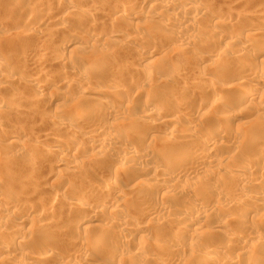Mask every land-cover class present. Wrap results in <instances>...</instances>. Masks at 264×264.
Masks as SVG:
<instances>
[{
  "label": "rangeland",
  "instance_id": "obj_1",
  "mask_svg": "<svg viewBox=\"0 0 264 264\" xmlns=\"http://www.w3.org/2000/svg\"><path fill=\"white\" fill-rule=\"evenodd\" d=\"M1 1V0H0ZM21 1V2H20ZM45 1V2H44ZM64 1V2H63ZM87 1V2H86ZM107 1V2H106ZM73 0L72 2H71V0H62V2L64 3H59L60 4V6H59V4L57 5V3H55V2H58V1H50V0H43V1H41L40 3H37V5L36 6H34V4H36V0H18V2L23 6V10H30L29 12H40L42 15L44 14V13H46V14H44V16L46 15V17H45V19L43 18V17H41V19H40V17H38V18H34V16L33 15H31V17H30V15H26L25 13H23V15H22V13H20V12H14V13H12V14H6L5 12H4V10L6 11V10H8L9 8L7 7V6H9L10 7V2H9V4H7V1L6 0H4V2L2 1V2H0V24H2V25H5V27L4 26H1L0 28V57H2L4 60H6V61H8L9 63H11V66L12 67H10V69H9V71H7L6 69H1L0 70V77H1V74H2V77H3V79L1 78L0 79V107H1V109H0V113H1V117L3 118L2 119V122L0 123V135L1 134H4L5 132L6 133H10V132H12V133H14V132H19V133H23V146L25 145V147H27V149L24 147V149L22 150L24 153H26L27 151H29V150H33V152H34V148H33V144H34V141L36 142V144H34L35 146L38 144V142L39 143H41V142H43V141H45L44 139L46 138L47 139V136L48 135H52V134H54V133H56V134H58V136H60L61 138L62 137H64V138H66V140L65 141H67V144H71V145H73V146H75V147H77L78 145H79V147L80 148H82L80 145H82L83 146V152H85V151H87V153H85V154H83V158L80 156L82 153H80L79 155H77L76 153H75V151L74 152H70V153H67V155H68V157H66L67 159H69L70 157V161L72 162V157H73V159L75 160V159H77L78 157V159L79 160H81V159H83V160H85L84 162H86V163H88V162H90V163H88V164H86L85 165V167H83V168H85V169H83L82 168V166L84 165V162H82V160L79 162V160L77 159V160H75V161H77V162H75V164H79V163H83L82 165H78L77 167L78 168H80V169H83V170H77V167H74L73 169H72V171H70V169L68 170V168L67 169H65L64 167V169L65 170H62L60 167H57V166H55V165H57V162H58V160H56V159H54L55 157H52V155L49 157V151H44L45 153H42V156L40 155L41 153H38V160L35 158V160L34 159H32L33 157L31 156V155H33L34 153L33 152H28V154L30 155L29 157H31V159L30 158H28V157H26V156H28L27 155V153H26V155H24V157L25 158H23V157H21V152L22 151H20V153L21 154H19L18 152H17V150H16V154H18L20 157L18 158L17 156L18 155H16V157L13 155L14 153V151H15V149L12 147H9V146H7L8 144H7V142L5 143V141H0V162H3L4 164L6 163V162H8L9 160H11V161H9L8 162V164L7 165H9V163L10 162H12V163H14L13 165H11L12 163H10V165L8 166V169H4V167L6 166V165H4V164H0V175H2L3 174V176H0V179H1V177H2V179H4L3 180V184H2V179L0 180V186H1V189H0V191L2 192V190L4 189V186L6 187H8V188H10L11 186V181H12V179H15V177H17V179H15V180H13V181H15V182H18L16 185H15V183L13 182V185H12V187L14 188V190L16 189V192L18 193V191L21 189V188H23V189H21L19 192H23L24 194H26V192L28 193V191H29V193L28 194H26V196L22 193H19L21 196H23V199L24 198H26L27 199V196L29 195L30 196V198L28 197V200H31V198L33 199V200H31V204H33V205H35L36 206V200H37V205H39V203H40V205H39V207L38 206H36L37 208H40L39 210H40V212H42V209L41 208H43V207H45V206H43V205H46L47 203V201H48V191H49V188H50V186H51V184L52 185H56V187H60V188H58V192L60 193L59 194V196L61 197V199H62V197L65 195V196H69L70 194H72L73 192L75 193V194H84V192L86 193V191H87V193L85 194L86 195V197H88L87 195H93L92 193H94L93 192V189H94V191L96 190L95 189V187L94 188H91L92 186H93V184L94 183H98V185L100 184V185H103V183L105 184V182L107 183L110 179H120V181H122L123 182V184H124V186H126V187H128V189H130L132 186H133V188H135L136 190H138L139 191V187H140V184H144L142 187H141V189H140V191H143L142 192V194L140 193V197L137 199V200H135V199H132V201L130 202V203H132L131 205H129L128 206V208L126 209V211H124L125 213L123 214V212L122 213H120V218L122 217L123 218V220L124 221H126V223L124 222L123 223V225H125V226H120L119 228L117 227V229H127L128 230V232H127V236L124 238L125 240L127 239V240H131V242L133 241L134 243H135V241H136V243H138L140 240L141 241H148V242H146V245L149 247V249H148V247H147V249H148V251H151V248L152 249H155L154 247H152L153 246V243H155L156 241H162L163 239V241H164V243H169V242H171V244H173V242H175L176 240L177 241H179V237H177V235H175V232H169V229L167 228V227H164V226H162V225H164L163 223H164V221H165V224L167 223H170V220H172V218H174V216H173V214L174 213H179V212H183V211H189L190 209H188V206H186L187 205V203L188 202H190V201H194V202H196L195 204H197V205H199V206H203L202 208H204L205 206V208H207V214H209V215H207L206 217H205V219H202V220H206L205 222L204 221H200L201 222V224H200V222H196V223H194V224H192V226L190 225V222L189 221H180V223L181 224H179V226H181V225H183L184 224V226L185 227H188L189 225H190V227H188L187 229L188 230H190L192 233H193V230L195 229V231L197 232V233H195V231H194V234H196V235H194V237L196 238L197 236V238L194 240L193 239V241L192 240H187V238H186V240H185V238L182 240V238H181V243L183 244V246H184V248L187 246H189V247H193L192 249H194V250H191V251H193L192 253L189 251L188 253L187 252H185L184 251V248H179V249H181V250H179V249H177V248H175V250L174 251H172L171 253L173 254V255H170V251L169 250H167V249H156V250H152L151 251V253H152V255H153V261H155L154 263H153V261L151 262V264H156V259H158V260H160V259H162V257L166 260L168 257V260H170V262L171 263H175V264H177L178 262L179 263H182V264H190L191 263V261H194V260H196L197 259V257L195 256L196 254H197V256H198V254H199V252L201 251V250H204L203 248H205V247H210L209 245L211 244L212 245V243L213 244H215V245H213L214 247H220L221 249H224L226 246L228 247L227 249H228V251H227V249L225 248L224 250L225 251H227L228 253H230V254H236V253H238V252H240L241 250H239L240 249V247H242L243 245L242 244H239V246L237 245V241H238V238L237 237H239L242 241H244V239L243 238H245L244 236H247V235H250L249 233H251L252 231H253V229L255 228V230L257 229V227L258 228H260L261 226H263V227H261L263 230H264V209L263 210H261V208L260 207H258L260 210H258V208L255 206V205H248L249 207H247V208H249L248 209V211H251V213L252 214H250L249 216H248V218H246V216L245 217H242V218H245L244 220L246 221H243V224H239V223H236V219H237V217H239V219H241V217H240V215L238 214V212L236 211V207H238L240 204H237V203H240L241 202V197H239L237 194H235L234 192H236V190H234L235 188H234V186L235 187H237L236 189H237V193H240V187H243L244 185H247L246 183L244 184V182L245 181H240L239 180V182L236 180V181H232V179L230 178H228L227 177V175L229 174V173H232V172H235L237 169L239 170V169H242V170H244L245 171V169L244 168H246V171L249 169V172L250 173H252L251 175H250V173H249V176L248 175H246L245 177L247 178V181L248 180H250V179H248V177H253V179H257V180H259L258 181V183L259 184H261L260 182H262V180H264V159H263V157H264V149H261V151L259 152V145H261V146H264V114H261V113H259V112H261V111H258L257 110V108L255 107V106H245V104L244 105H242L241 103H240V99L239 98H241V95H238L240 92H238V94H237V92L235 93V91L234 90H231L230 92H229V94L228 93H225V97H227L229 100H234V101H232L231 100V102L233 103V105L235 106H233V113H235L234 114V116H233V119H231V120H229L228 122H230V124L228 125V123H226V124H224V125H220V123H218V124H215L216 123V120H214L217 116H219V114H224L225 113V108L224 109H222L221 110V112H223V113H221L220 111H219V113L218 112H215V111H212V112H214V113H217L218 115L216 116V114L214 115V114H212L211 115V118H210V115L209 116H202V117H197L196 116V120L193 122V120L191 121V123L190 122H188V120H186V119H182L183 121H184V123H183V121H180V124L179 125H177L176 124V128L178 127V129L179 130H184L185 129V127L187 128V125H189V124H191V126L193 127V123H194V125H196V126H200L201 124V126H200V130H202V131H209V130H212L214 127H216V128H221V127H223V128H221V132H223L222 134H223V136H222V134H221V136H220V138L218 139V141L219 140H221V138H222V140L223 141H227V140H229V138L231 139V137L230 136H232V135H234L235 136V133H236V135L238 136V140H237V142H239V143H237V144H235L236 143V141H234L233 143L234 144H229V142L227 141V143H225L226 144V150H224V151H226V153H225V155H222V156H220V155H216V160H217V157H218V161H216V163H214V164H216L215 166H213V164L211 165L210 163H208L206 166H208L209 164L211 165V167L212 168H209V170H212V171H209L208 172V175L207 176H205V177H200V176H198V175H194V174H192V173H190V171H187V170H189L190 168H191V164H188L186 167H185V171H187V173H189L190 175L187 177L188 179H189V177L191 176V180H190V183L189 182H185L186 180H188V179H184L183 181H180L181 183H179L178 185L180 186L179 187V190H183L182 191V194L183 195H181L182 196V198H181V196L180 197H177V196H172L171 198L169 197V195H167V196H165V195H158V197L157 196H155V195H152V198H148V196L146 195L147 194V191H146V189L148 190V188L150 187L151 188V186H153L152 184V178L150 177V176H147V177H140V178H138L136 175H134L133 174V176H135V177H133V176H131L132 174L130 173V178L131 177H133L134 179V181L133 180H131V181H126V179L124 178V176L125 175H122L121 174V172H120V170H119V172H118V170L117 169H115V168H112V165H111V163H110V161H114L115 160V162H117V160H118V158H117V156H115L114 154H111L112 155V157L113 158H115V159H113L112 157H111V155H110V157H108L109 159H111L110 161H109V159H107L104 155H106L105 153L104 154H102V152H98L96 149L95 150H93L92 148H89V146H90V141H91V139H90V141H89V138H86V139H84V137H80V136H75L74 134H73V129H71L70 127H67V125L66 126H62V127H55L56 126V124L50 119L51 117L50 116H53V115H55V114H58V116H60L62 119H63V117L66 119L65 120V122L66 121H68L67 119L68 118H71L72 116H73V114H74V107L77 105V101H78V98H84V97H81V94L77 91H74V90H71V91H69L68 89V91L66 90V88H65V90H64V87L63 86H60V87H58L59 85L57 84V82H55V79L58 77V76H60V75H62V74H66L67 75V72H68V70H69V72H68V76L69 75H71V72H73V74L74 73H77V71H71L72 69L70 68L71 67V64H75V63H72L73 61L74 62H76V63H80L79 65L81 66L82 65V67L84 68L85 67V65H87V63H88V66L89 67H91V65H92V63L94 64V62H95V64H97V66H99L98 65V63L100 62V61H102L101 63L102 64H100L101 66H106L107 67V65L110 63V65H111V63H112V65H111V67L114 65V63H115V60H117V59H119L120 57H122V55L123 54H128L130 57H131V63H127L128 65H130V66H128V65H125L124 67H122V68H127V67H129V68H127V69H125L126 71L128 70V69H130L131 68V66L133 65L134 66V69L137 67V69H135L134 71H132L131 69L130 70H128V72H129V74H127L126 76H128L127 78H128V80H126V78L124 77L125 76V72L122 74V73H120V75L118 74V76H116V77H118V80H117V86L119 87L120 86V88L124 85V84H126L127 86H123V88H124V90L125 89H127V87L129 86V88H128V90H129V92L131 91V93H135V96L138 98H136V97H134L135 99H132L133 97L131 96V94H130V96L132 97H129V98H127V96H125L124 95V97H125V99L124 100H127L126 102H125V104H127V105H125L124 106V104H123V107H125L127 110L131 107L133 110L135 109L136 111H132L131 113H134V112H138V113H140V112H142L143 111V109L144 108H142L143 107V100L146 98V97H148V99L147 100H149V102H151L152 104H154L155 105V103H156V101H158V98H160V96L161 95H163V94H165V93H167V92H171V93H173V94H184V95H188L187 96V99H188V102H190V103H188L189 104V106L188 107H191V109L192 108H196L197 109V107H199L200 105H201V102H202V105H204L203 107L205 108V106H206V108L207 109H209V107H211V105H212V103L214 102V100H215V96L214 97H212L213 96V94L211 95H209V93H206V94H208L207 96H205L201 91H199V89H196V88H191L192 87V84L190 83V79H186L185 80V77H183L184 75H182V77H180L181 76V74H176V77L173 75L172 76V74H171V76H169V75H165L163 72H164V65H165V63H166V65H171V66H174V67H176V68H178V69H180V70H182L185 74L187 73V74H191L190 75V77L191 78H195V76L196 75H204L203 77H209V75H208V73L206 74L205 72H204V70L207 72V68H205V66H204V64L205 63H201L202 61L201 60H203V58L206 56L205 54H208V52L209 51H205V50H203V49H205V48H200V47H198V46H196V45H182V42H181V38L183 37L182 36V33H183V30L182 29H179V28H182V27H178V26H181V19H179V18H177L176 20H174V19H171L173 22V24H172V28H168V29H162L163 27H161V29L160 28H158L157 26V24H156V21H158L159 19H155V17L157 16V12H160V11H158L157 9H155L156 7V3H154V2H151V1H146V0ZM128 1V2H127ZM183 1V2H182ZM178 0L177 1V4L178 3H181V5H182V7L183 6H185L186 4L185 3H191V1L192 0ZM197 1H199L200 3H201V5H202V10L201 11H199V13H198V11H197V13L195 12V13H193L194 15H195V17H197L196 18V20L198 21H196L197 23H196V26L194 27V28H192V30L190 29L188 32H186L187 33V35H188V33H189V35L190 34H192L191 36H194V35H196L198 32H199V30H200V28H204V27H206L209 23V25L211 26H213V27H215V28H218V27H220L221 26V28H223V24L222 23H224L225 21L227 22H225L224 23V30H225V32H227V34L229 35V34H236V35H241V36H243L245 39L247 38V39H253L254 40V38H255V40H256V42L258 43H260L261 41H262V43H263V40H264V33H260L259 32V30L257 29V27L260 25V24H263L264 25V0H197ZM233 1V2H232ZM50 4V3H52V4H48V3ZM69 2V3H68ZM71 2V3H70ZM106 2V3H105ZM126 2V3H125ZM133 2H134V4H133ZM47 3V4H46ZM75 3V4H74ZM89 3V4H88ZM105 3V4H104ZM123 3V4H122ZM129 3V4H128ZM154 3V4H153ZM31 4H33V5H31ZM41 4H43V5H41ZM74 4V5H73ZM94 4V5H93ZM103 4H104V6H103ZM119 4V5H118ZM153 4V5H152ZM31 5V6H30ZM63 5H65V6H63ZM68 5H70V6H76V8H80L81 6H86V8L88 7H92L93 9H94V11H95V17L93 16V20L91 19L92 17H88L89 19H91V20H89V19H87V17L85 16V18H86V20H84V19H82V17H81V21H80V16L81 15H79V14H77V12H75L74 11V13H76V15L78 16V18H79V21H78V18L76 17V15H74V13H73V15H70V14H68V13H72L73 11H71V10H69V9H67L66 7H68ZM106 5V6H105ZM109 5V6H108ZM115 5V6H114ZM121 5H122V9H121ZM125 5V6H124ZM181 5H177V6H179V7H181ZM38 6V7H37ZM80 6V7H79ZM120 6V7H119ZM153 8H152V7ZM24 7H26V8H24ZM30 7V8H29ZM31 7H32V9H31ZM116 7H118V8H116ZM124 7V8H123ZM42 8V9H41ZM48 8V9H47ZM113 8H115L116 10L117 9H120V10H123V9H125V10H127L126 12H129V11H131V13H134V14H138L137 15V18L135 19V18H127V19H125L124 21H126L125 22V24L123 25V24H121V23H119V24H116V23H114L115 21L118 23V21H117V19L115 20V18H118V17H116V16H119V15H117L118 13L116 12V10L115 9H113ZM130 8V9H129ZM47 9V10H46ZM97 9V10H96ZM204 9V10H203ZM33 10V11H32ZM50 10V11H49ZM55 10V11H54ZM114 10H115V13H114ZM143 10H146V12H147V10H148V12H149V15L148 16H143V15H140V17H139V14L143 11ZM157 10V11H156ZM141 11V12H140ZM24 12V11H23ZM98 12V13H97ZM101 12V13H100ZM137 12H139V13H137ZM56 13V14H55ZM24 14H25V16H24ZM68 14V15H67ZM103 14V15H102ZM115 14V15H114ZM155 14V15H154ZM48 15V16H47ZM52 15V16H51ZM63 15H67V16H69L70 15V17H68V19H70V20H72V21H70V20H68L65 16H64V18H63ZM98 17H97V16ZM215 15V16H214ZM27 16V17H26ZM33 16V17H32ZM49 16H51V17H49ZM243 16V17H242ZM36 17V16H35ZM48 17H49V19H48ZM60 17H62V18H60ZM75 17V19L73 20V18ZM213 17V18H212ZM219 17V18H218ZM239 17V18H238ZM59 19V21L60 20H62V19H64V20H62L63 22H65V23H63L64 24V26H66V24H67V26L66 27H64L63 25L59 28V30H58V27L61 25H59V23H58V25L54 22V19ZM77 18V19H76ZM94 18H96L97 20H94ZM106 18V19H105ZM107 19H109V20H107ZM119 19V18H118ZM132 19H134V20H132ZM52 20H53V22L58 26V27H56L55 26V24L53 25V22H52ZM98 20L100 21V23L102 22V25L104 24V27L105 28H103L104 29V31L102 32L101 31V28H99V27H95V26H93L92 27V25L94 24V22L95 21H97L98 22ZM107 20V21H106ZM167 20V19H166ZM183 20H185V19H182V21ZM70 21V22H69ZM86 21V22H85ZM87 21H88V23H87ZM89 21H91L90 22V24H89ZM104 21V22H103ZM113 21V22H112ZM123 21V20H122ZM169 21V20H168ZM219 21H222L221 23L219 22ZM84 22V23H83ZM132 22H134V23H132ZM206 22V23H205ZM213 22V23H212ZM217 23V25H216V23ZM82 23V24H81ZM219 23V24H218ZM253 23V24H252ZM88 24V25H87ZM114 24V25H113ZM123 25V26H119V25ZM155 24V25H154ZM228 24V25H227ZM231 24V25H230ZM116 25V26H115ZM126 25V26H125ZM130 25V26H129ZM129 26V27H128ZM139 26V27H138ZM211 26V27H212ZM229 26V27H228ZM254 26V27H253ZM2 27H4V28H2ZM55 27L57 28V29H55ZM110 29H109V28ZM208 27V26H207ZM210 27V28H211ZM62 28H63V30H62ZM72 28V29H71ZM118 29L117 30V32H118V34L120 33V37L119 38H117V37H113V36H110V35H112L113 34V30L115 31V29ZM127 30H126V29ZM146 28V29H145ZM231 28V29H230ZM61 29V30H60ZM100 29V30H99ZM111 29H113V30H111ZM132 29V30H131ZM134 29V30H133ZM154 29V30H153ZM157 29V30H156ZM160 29V30H159ZM171 29V30H170ZM109 30V31H108ZM110 30H111V32H110ZM153 30V31H152ZM57 31V32H56ZM60 31V32H59ZM73 31V32H72ZM79 31V32H78ZM106 31H108V32H106ZM137 31V32H136ZM152 31V32H151ZM237 31H240L239 32V34H238V32ZM258 31V32H257ZM70 32V33H69ZM110 32V33H109ZM197 32V33H196ZM233 32V33H232ZM51 33V34H50ZM63 33V34H62ZM112 33V34H111ZM165 35V38H164V35ZM79 34V35H78ZM96 34H98V36L96 35ZM135 34V35H134ZM140 36H139V35ZM160 34V35H159ZM194 34V35H193ZM261 34H263V37H262V35ZM57 35V36H56ZM75 35H76V38H82L84 35L86 36V37H91V36H93L92 38H94V39H97L95 36H97L98 37V41H96V42H98V43H94V44H92V46H89V48H86L85 50H81V48H79L80 50H72L73 52L71 53L70 52V50L68 51V50H66V52L63 54L64 55V59H65V57H66V59L68 58V59H70L69 60V62H71V63H69V62H67V60H66V62L68 63V65H67V63L65 62L64 64H65V66H63L62 65V67H56V63H54V62H56V59L54 58V57H47V58H49V59H43L42 61H41V63H40V61L39 62H30V61H27V63L25 64V63H23V65H20V64H18L15 60H16V58H17V56L19 55V54H21V53H24L25 54V52H26V54H25V56H27V59H29L28 57H31V56H36L38 53H39V48L40 47H43V48H46V46H47V48H49V49H46L47 51L49 50V51H53L54 50V52H58L59 53V51H60V49H62V46H65V42H67V39L69 40V39H74L75 38ZM77 35H78V37H77ZM82 35V36H81ZM100 35H102V37H100ZM107 35V36H106ZM148 35V36H147ZM161 35H163L162 36V38H161ZM167 35V36H166ZM178 35V36H177ZM257 35V36H256ZM259 35V36H258ZM46 36H48V38L46 37ZM54 36H55V38L56 39H54ZM85 36L83 37V38H85ZM137 36V37H136ZM143 36V37H142ZM177 36V37H176ZM181 36V37H180ZM70 37H73V38H70ZM107 37V38H106ZM123 37V38H122ZM125 37V38H124ZM147 37V38H146ZM167 37H169V38H167ZM184 37H185V35H184ZM52 40H51V39ZM67 38V39H66ZM75 38V39H76ZM135 38H137V39H135ZM151 38V39H150ZM154 38V39H153ZM259 38V39H258ZM46 39H48V40H46ZM99 39H100V41H99ZM109 39V40H108ZM125 39V40H124ZM127 39H128V41H127ZM132 39V40H131ZM143 40V39H146V40H148V42H149V44H150V48L149 49H154V51H155V53H157L158 55H156L157 57L158 56H160L159 58L160 59H163V60H161V62L164 64H162L161 62H160V60H159V58H158V61H157V63L155 62L154 64V69H155V71H154V74L152 75V74H150V73H152V72H150V71H152V67H150L149 65H147L148 66V69L149 68H151L150 70H149V72L150 73H148V69H147V67H146V65H142L141 63L139 64V59L141 58V57H143L144 55H145V53L146 52H144V50L142 51L141 50V48L135 43V41L134 40ZM161 39V40H160ZM171 39V40H170ZM172 39H173V41H172ZM177 39V40H176ZM178 39H179V41H180V43H179V41H178ZM66 40V41H65ZM106 40H108V41H106ZM162 40H164V42H168V40H169V44L167 43H162ZM167 40V41H166ZM112 41H114V42H112ZM119 41V42H118ZM150 41H152L151 43H150ZM154 41V42H153ZM63 42H64V44H63ZM111 42V43H110ZM121 42V43H120ZM126 42V43H125ZM100 43V44H99ZM107 43V44H106ZM117 43V44H116ZM159 43V44H158ZM97 44H98V46H97ZM113 44V45H112ZM130 44V45H129ZM167 46H166V45ZM62 45V46H61ZM93 45L95 46L96 45V47H93ZM112 45V46H111ZM154 45V46H153ZM162 45V46H161ZM164 45V46H163ZM236 45L237 46H235L234 45V49H239V43L237 42L236 43ZM91 47V48H90ZM96 48V49H95ZM162 48V49H161ZM4 49V50H3ZM156 49H158L159 51H157ZM236 49V50H237ZM56 50V51H55ZM164 50V51H163ZM17 51L18 52H20L19 54L17 53ZM78 51H80V52H78ZM125 51V52H124ZM142 51V52H141ZM157 51V52H156ZM216 51V50H215ZM218 51V50H217ZM216 51V52H217ZM75 52H76V54H75ZM82 52V53H81ZM85 52V53H84ZM92 52V53H91ZM123 52V53H122ZM159 52V53H158ZM160 52H161V54H160ZM205 52V53H204ZM16 53H17V55H16ZM75 55H74V54ZM79 53V54H78ZM84 53V54H83ZM103 53L105 54L104 56H106V57H104L103 58ZM142 55H141V54ZM213 53H215V52H213ZM6 54V55H5ZM162 54H163V56H162ZM13 55V56H12ZM30 55V56H29ZM110 55V56H109ZM137 55V56H136ZM140 55V56H139ZM197 55H199L198 57H197ZM74 56H76V57H74ZM78 56H80V58L78 57ZM119 56V57H118ZM124 56V55H123ZM202 56H203V58H202ZM71 57H73V58H71ZM100 57H102L103 58V60L100 58ZM115 57H116V59H115ZM118 57V58H117ZM133 57V58H132ZM140 57V58H139ZM164 57V58H163ZM196 57H197V59H196ZM78 58V60H76ZM96 58H98V60L96 61ZM135 58V60L133 61L132 59H134ZM202 58V59H201ZM55 59V60H54ZM75 59V60H74ZM99 59H100V61H99ZM137 59V60H136ZM179 59V60H178ZM189 59V60H188ZM191 59H193V60H191ZM201 59V60H200ZM252 59H253V61L255 62V64L256 65H254V62H253V65L255 66V68L257 69V70H261V69H264L262 66H264V62H263V65H261V61L260 60H256V58H254V57H252ZM255 59V60H254ZM72 60V61H71ZM104 60H106V61H104ZM109 60V61H108ZM195 60V61H194ZM12 61V62H11ZM13 61H14V63H13ZM78 61V62H77ZM87 61V63H84V62H86ZM89 61V62H88ZM111 61V62H110ZM138 61V62H137ZM166 61V62H165ZM198 61V62H197ZM201 61V62H200ZM216 61V60H215ZM214 61V62H215ZM108 62V63H107ZM114 62V63H113ZM159 62V63H158ZM211 62V65H214V64H217V63H213L212 64V62L213 61H210ZM209 62V63H210ZM216 62H218V65H216V66H219V64L221 63L222 64V62L221 61H216ZM258 62V63H257ZM31 63H33V64H31ZM38 63V64H37ZM53 63V64H52ZM133 63H135V65L133 64ZM137 63H138V66H136L137 65ZM161 63V64H160ZM192 63V64H191ZM14 66H13V65ZM16 64H17V66H16ZM28 64V65H27ZM49 64H50V66H51V69H50V66H49ZM70 64V65H69ZM84 64V65H83ZM207 64H208V62H207ZM207 64H205V65H207ZM220 64V65H221ZM34 65V66H33ZM42 65V66H41ZM110 65H108V67H110ZM44 66V67H43ZM69 66V67H68ZM132 66V67H133ZM136 66V67H135ZM152 66V65H151ZM258 66L260 67L259 69H258ZM33 67V68H32ZM41 67V68H40ZM65 67V68H64ZM81 67V68H82ZM105 67V68H106ZM107 67V68H108ZM146 67V68H145ZM20 68H22L21 70H20ZM25 68V69H24ZM54 68V69H53ZM58 68H60V71H59V69ZM63 68V69H62ZM69 68V69H68ZM27 69V70H26ZM48 70V72L50 73V75L52 76V73L51 72H53L54 73V75H55V77L54 76H52V78L54 79V81H52L51 80V76L48 78V83L45 85V88L44 89H46V90H42V92H37V91H35L36 89H35V87H34V85H35V80H32V81H30L29 79H28V74H29V72H31L30 70H33L32 72H36V74L38 75V73L39 72H41L42 70ZM53 69V70H52ZM62 69V70H61ZM221 70L222 68H219V67H217V70ZM12 70V71H11ZM24 70V71H23ZM46 70V71H47ZM104 70H106V69H103L101 72H103ZM136 70H138V71H136ZM187 70H188V72H187ZM218 70V71H219ZM242 70H244V71H242ZM240 72H238L237 70L236 71H234L233 73H228L227 75L226 74H223V71L221 70L220 71V73L222 74V76H221V74H213V76H211V79L215 82V83H219V85L221 84V86L223 87V85H224V87H225V85H229V82H230V84L232 85V84H238V83H240V85L239 86H242L240 89H245L243 92H245V91H247V90H249V88L252 86V87H257L259 90V92H260V94H262V95H264V90H263V88H264V86H262V85H256V84H250V83H248V81L247 82H245L246 80H244V79H242L243 78V76H244V74H245V69H242ZM15 71V72H14ZM27 71V72H26ZM56 71H58L57 73H56ZM62 71V72H61ZM71 71V72H70ZM142 71V72H141ZM145 71V72H144ZM195 73H194V72ZM18 72H20V73H18ZM24 72V73H23ZM62 74H61V73ZM95 72V71H94ZM92 73L91 72V74H89V76H86L85 75V78H84V76H82L84 79H85V82H89V80H91L90 82H89V84H88V86L89 87H91L92 89L94 88H98V89H100V86H101V88H102V86H104V83H106L105 82V79L102 81V79L104 78V77H102L103 76V74L101 73V72H99V74L96 72V73ZM106 72V71H105ZM133 72V73H132ZM137 72V73H136ZM196 72H197V74H196ZM198 72H199V74H198ZM200 72H202V73H200ZM241 72H243V73H241ZM5 73H7V74H5ZM12 75H11V74ZM134 75H132V74ZM178 73H182V72H178ZM193 73V74H192ZM203 73H205V74H203ZM234 73H235V75H234ZM9 74V75H8ZM57 74V75H56ZM93 74V75H92ZM130 74H131V76L133 77V78H130ZM135 74H137V75H135ZM152 75V76H150V75ZM239 75V76H242V77H239L240 79H242V80H238L237 81V79H236V77H238L237 75ZM3 75H7L6 77L9 79H6V80H4V76ZM21 75V76H20ZM37 75H36V77H37ZM65 75V76H66ZM75 75V74H74ZM92 75V76H91ZM102 75V76H101ZM123 75V76H122ZM178 75H180V76H178ZM18 76V77H17ZM76 76V75H75ZM96 78H95V77ZM121 76H122V78H121ZM136 76V77H135ZM147 76H148V79H146L147 78ZM178 76V77H177ZM194 76V77H193ZM218 76V77H217ZM227 76V77H226ZM230 76H231V78H230ZM236 76V77H235ZM5 77V78H6ZM87 77V78H86ZM88 77H90V79L88 78ZM91 77H92V79H91ZM102 78L101 80H100V78ZM124 77V78H123ZM146 77V78H145ZM229 77V78H228ZM184 78V79H183ZM37 79V78H36ZM49 79L51 80V81H49ZM124 79H125V81H124ZM129 79H132V80H130L129 81ZM134 79V80H133ZM143 79V80H142ZM217 79V80H216ZM235 79V80H234ZM2 80V81H1ZM27 80V81H26ZM99 80V81H98ZM123 80V81H122ZM136 80V81H135ZM181 80V81H180ZM184 80V81H183ZM93 81V82H92ZM128 81V82H127ZM148 81H149V83H148ZM163 81V82H162ZM165 81V82H164ZM169 83H168V82ZM223 81V82H222ZM228 81V82H227ZM240 81V82H239ZM52 82V83H51ZM53 82H54V84H53ZM119 82L121 83V82H123L124 84H119ZM133 82H135V84L133 83ZM136 82H138V84L136 83ZM182 82H184V83H182ZM192 82V81H191ZM226 82V83H225ZM241 82H243L244 84H242L241 85ZM50 83H51V85H50ZM99 83V84H98ZM130 85H129V84ZM165 83V84H164ZM246 83V84H245ZM49 84V85H48ZM107 84V83H106ZM105 84V85H106ZM146 84H148L147 85V90H144L143 92L145 93H143L142 94V88H146V87H144L143 85H145L146 86ZM189 84H190V86H189ZM249 84V85H248ZM133 85V86H132ZM138 85V89L136 88V86ZM165 85V86H164ZM170 85V86H169ZM247 85H248V87H247ZM254 85V86H253ZM256 85V86H255ZM47 86V87H46ZM107 86V85H106ZM106 86H104V87H106ZM132 86V87H131ZM135 86V87H134ZM139 86H142V87H139ZM167 86V87H166ZM187 86V87H186ZM190 88H189V87ZM262 86V88L260 89L259 87H261ZM34 87V88H33ZM131 87V88H130ZM152 87V88H151ZM160 87V88H159ZM164 87V88H163ZM183 87H185V89L183 88ZM220 87V86H219ZM63 88V89H62ZM123 88H121V89H123ZM141 88V89H140ZM188 88V89H187ZM239 88V87H238ZM35 89V90H34ZM59 89H61V90H59ZM95 89V90H96ZM137 89V90H136ZM148 89H149V91H148ZM151 89H152V91H151ZM56 90H58L57 92H56ZM62 90H64V91H62ZM94 90V91H95ZM127 90V91H128ZM141 90V91H140ZM189 90V91H188ZM193 90V91H192ZM198 92H197V91ZM201 90V89H200ZM59 91H62V93L64 94V92L65 93H69V95L68 94H62L61 95V93L59 92ZM98 91V90H97ZM97 91H95L96 93H97ZM138 91V92H137ZM148 91V92H147ZM186 91H188L187 92V94H185L186 93ZM51 92H53V94L51 93ZM58 92L60 93V94H58ZM141 94H140V93ZM147 92V93H146ZM182 92H185V93H182ZM200 92V93H199ZM46 93H47V95H46ZM57 93V94H56ZM70 93H71V95H70ZM122 93H123V91H122ZM136 93H137V95H136ZM149 93V94H148ZM199 93V94H198ZM236 95H235V94ZM47 96H45V95ZM73 94V95H72ZM125 94H127V93H125ZM139 94V95H138ZM203 94V95H202ZM228 94V95H227ZM234 96H233V95ZM68 95V96H67ZM78 95V96H77ZM134 95V94H133ZM199 95V96H198ZM230 95H232L231 97H228V96H230ZM45 97V100H44V97ZM53 96V97H52ZM98 96V95H97ZM97 96L95 95V96H93V97H96L97 98ZM201 96V97H200ZM204 96V99H207V100H204L202 97ZM211 96V97H210ZM48 97H51V98H48ZM64 97H66V98H64ZM99 97H102V96H99ZM98 97V98H99ZM104 97V96H103ZM141 97H142V99H141ZM208 97V98H207ZM210 97V98H209ZM239 97V98H238ZM40 99L41 100V102H40V104L38 105V107L36 108V106L34 105V103L37 101V99ZM42 98V99H41ZM64 98V99H63ZM69 98V99H68ZM212 98V99H211ZM214 98V99H213ZM132 99V100H131ZM36 100V101H35ZM67 100V101H66ZM191 100V101H190ZM210 100V101H209ZM64 101V102H63ZM198 101H200V102H198ZM203 101H204V103H203ZM208 103H207V102ZM88 102H90V105H92L93 106V101L91 102V101H88ZM131 102V103H130ZM141 102H142V104H141ZM235 102V103H234ZM2 103V104H1ZM59 103V104H58ZM236 103H239V104H236ZM63 104V105H62ZM130 104V105H129ZM131 104H133V105H131ZM241 104V105H240ZM197 105H199V106H197ZM237 105H239V106H241V107H239V106H237ZM67 106V107H66ZM193 106V107H192ZM208 106V107H207ZM63 107H64V109H63ZM129 107V108H128ZM236 107H238V109H236ZM66 108V109H65ZM90 108H91V106H90ZM131 108H130V110H131ZM254 108V109H253ZM69 111H68V110ZM189 110H190V108H188ZM193 109V110H194ZM236 109V110H235ZM2 110V111H1ZM227 110V109H226ZM106 111V112H105ZM236 111V112H235ZM189 111H187V113H186V116L187 117H189L190 116V114L188 113ZM102 113L103 114H106V113H108V111H107V109H104L103 111H102ZM210 113V112H209ZM51 114H53V115H51ZM102 114V115H103ZM50 115V116H49ZM208 115V114H207ZM214 115V117H212ZM259 115V116H258ZM261 115V116H260ZM4 116V117H3ZM104 116H107V114L106 115H104ZM185 116V115H184ZM125 117H130V118H125ZM125 117H121V118H118L117 120L115 119V122L114 123H116L115 125L118 127V128H122V129H124V130H126L127 131V129H129L128 130V132L129 131H131L132 129H137L138 130V133L137 134H135L134 136L136 137V138H134V139H132V140H130V139H126V138H122V139H120L119 141L121 142H119L118 141V143L121 145V148H122V150H123V148H124V152H126V153H128L129 151H131L132 149H135V148H137L136 150H140L142 153H144L145 151H152L153 150V160L152 159H150L149 160V162H150V165L149 166H152V165H155V166H160V165H163L164 163H165V158H169V157H173V155H172V153L174 154V156H177V154L179 155L180 153H182L181 151H179V150H184L185 148H187L185 145H187V146H189V147H191V148H194L193 146H192V144L193 145H195V148H197V147H199V148H197L198 150L200 149V146H197V143H196V140H197V138H195V140H194V138L192 139V140H187L186 141V144H185V142H183V140L181 141H177V140H175L176 141V143L174 142V140L172 141H169L168 142V144H169V146H168V149H166V150H169V149H171V150H169L168 152H166V150L165 151H163V150H159V152L157 151V149H159V147L160 146H162L161 144H162V142H165L164 141V139H165V135H164V133L165 132H163L162 130H160V132L158 131V132H156L155 133V138L153 139V141L152 140H150L149 142H147V143H141V142H139V139H140V137L139 136H143V135H145V127L146 128H148V126H146V125H148L147 123H146V125L144 124V122H138V123H142V124H144L143 126V128L142 127H140V124H139V127H134V123H135V121L133 120V119H131V118H133L132 117V115H126ZM263 118V119H262ZM201 119V120H200ZM91 120V119H90ZM90 120H87L86 122H90ZM96 120H97V125H98V121L99 122H101L100 120H99V118H97V119H95V121H94V119H92V121L90 122L91 123V125H93V123L95 124L94 126H96V128H97V125H96ZM198 120H200V121H198ZM205 121V122H204ZM209 121V122H208ZM214 121H215V123H214ZM233 121V122H232ZM63 122V121H62ZM84 120H82L81 122H80V125H79V127L80 128H83V127H86V126H88L90 123H86ZM93 122V123H92ZM179 122V121H178ZM193 122V123H192ZM196 122H199V124H196ZM64 123V122H63ZM142 124H141V126H142ZM181 124H183L182 126H181ZM89 126L88 128L89 129H91L92 130V128L94 127V126ZM220 125V126H219ZM225 125H227V127L225 126ZM180 126L183 128H180ZM231 126V127H230ZM91 127V128H90ZM134 127V128H133ZM190 126H188V128H189ZM213 127V128H212ZM202 128V129H201ZM205 128V129H204ZM207 128V129H206ZM216 128H214V129H216ZM260 128H262V129H259ZM85 129V128H84ZM88 129V130H89ZM152 129V128H151ZM204 129V130H203ZM209 129V130H208ZM231 129V130H230ZM93 130H95L94 128H93ZM159 130V129H158ZM186 130V129H185ZM229 132H228V131ZM256 130H257V132H256ZM21 131V132H20ZM97 131V130H96ZM225 131H226V133H225ZM252 131V132H251ZM242 132V133H241ZM248 132H249V135L252 133V134H254V136L258 133L259 134V136H257V137H255V138H258V139H256L257 140V142L259 143V144H252V145H250L249 147H245V143H244V138H247V135L246 134H248ZM144 133V134H143ZM201 133V132H200ZM228 133V134H227ZM234 133V134H233ZM60 134V135H59ZM242 134V135H241ZM251 134V135H252ZM257 134V135H258ZM260 134H263V135H260ZM225 135V136H224ZM229 137H228V136ZM245 135V136H244ZM71 136H73V137H71ZM241 136H243V139H242V137ZM262 136V138H263V144H262V142H261V140H260V138L259 137H261ZM71 138V139H70ZM137 138H138V140H137ZM29 139H30V142H29ZM152 139V138H151ZM70 140V141H69ZM87 140H88V142H89V146H88V144H86V143H88L87 142ZM126 141V140H128V141H126V142H124L123 144H122V141ZM162 140V141H161ZM253 140V139H252ZM30 143V145L32 146H30L29 145V143ZM41 141V142H40ZM85 141H86V143H85ZM130 141V142H129ZM28 143V146L25 144V143ZM132 142V143H131ZM179 142V143H178ZM221 141H219V143H220ZM32 143V144H31ZM130 143V144H129ZM175 143V144H174ZM7 144V145H6ZM86 144V146L88 147H86L85 146V148H87V150H85V148H84V145ZM167 144V145H168ZM179 144V145H178ZM185 146V148H184V146ZM77 145V146H76ZM127 145H128V147H127ZM182 145V146H181ZM227 145H229L228 147H227ZM254 145V146H253ZM34 146V147H35ZM135 146V147H134ZM176 147L177 146V148H173V147ZM183 147L184 149H181V147ZM197 146V147H196ZM232 146V147H231ZM4 147V148H3ZM6 147V148H5ZM29 147V148H28ZM92 147V146H91ZM254 147V148H253ZM256 147H258V148H256ZM2 148L4 149V150H2ZM32 148V149H31ZM141 148H143V149H141ZM167 148V147H166ZM172 148H173V150H172ZM194 148V149H195ZM230 150H229V149ZM233 148V149H232ZM244 148V149H243ZM251 148H253V149H251ZM263 148V147H262ZM9 149V150H8ZM10 149H11V151L12 152H10ZM51 149V148H50ZM144 149H145V151H144ZM147 149V150H146ZM93 151L92 153H91V151ZM143 150V151H142ZM179 152H178V151ZM197 150V154H198V151ZM244 150V151H243ZM258 150V152H256ZM8 151V152H7ZM46 152L48 153L47 154V156H46ZM65 152H67V151H65ZM99 153V155H98V153ZM158 152V153H157ZM164 152V153H163ZM171 152V153H170ZM178 152V153H177ZM245 152V153H244ZM12 153V154H11ZM30 153H32V154H30ZM71 153H72V155L73 156H71ZM89 153V154H88ZM94 153V154H93ZM97 153V154H96ZM161 153V154H160ZM166 153V154H165ZM260 153H262V154H260ZM44 154V155H43ZM69 154H70V157H69ZM74 154H76L77 156V158L75 157V155ZM103 155V156H101V155ZM156 154H159V155H156ZM223 154V153H222ZM241 154V155H240ZM250 154V155H249ZM254 154V156H252ZM255 154H257V155H255ZM35 155V154H34ZM40 155V156H39ZM66 155V156H67ZM87 155V156H86ZM95 155H98L99 157H96ZM170 155V156H169ZM231 155V156H230ZM260 155V156H259ZM11 156V157H10ZM12 156H14V157H12ZM45 156V157H44ZM89 156H92V158L90 159V160H88V162H87V157H88V159L90 158ZM107 156V155H106ZM115 156V157H114ZM156 156V157H155ZM162 158H161V157ZM226 158H225V157ZM229 156V160L231 161L230 162V164H232L233 166V168L231 169H229V170H227V171H222V172H224L223 174H225V175H223L222 173H220L219 171H218V169H217V165L219 164V163H223V162H221V159H222V161H226V159H227V157ZM237 156V157H236ZM262 156V157H261ZM6 157V158H5ZM10 157V158H9ZM75 157V158H74ZM255 157H256V159H255ZM4 158V159H3ZM7 158H9V159H7ZM21 158H23V160L24 161H29L28 162V164H27V161H26V168L25 167H23L21 164H24V161L21 159ZM27 158V159H26ZM86 158V159H85ZM96 158V159H95ZM97 158H99V159H97ZM102 158H103V160H102ZM106 158V159H105ZM164 158V159H163ZM221 158V159H220ZM225 158V159H224ZM231 158V159H230ZM252 158V159H251ZM258 158H260L261 159V161H257V159ZM15 159V162H16V164H18L19 162H22V163H20V165L23 167V169L22 168H19V166H17V168H15L16 167V164H15V162L13 161ZM20 159H21V161H20ZM29 159V160H28ZM43 159V160H42ZM48 159V160H47ZM92 159H95L94 160V163H93V160ZM227 159V161H229ZM242 159V161H240ZM255 159V160H254ZM4 160H5V162H4ZM7 160V161H6ZM34 160V161H33ZM37 160V162H35ZM44 160L46 161V163L44 162ZM52 160V161H51ZM54 160V161H53ZM56 160V161H55ZM74 160H73V163H74ZM99 160V163H100V166L98 165L99 163L97 162ZM102 160V161H101ZM105 160H107V161H109V163H107L106 165L108 166L109 164L111 165H109V167L107 168V166L106 165H104L105 163L103 162V161H105ZM164 160V161H163ZM248 160V161H247ZM252 160V161H251ZM41 161V162H40ZM92 161V162H91ZM95 161H96V163H95ZM101 161V162H100ZM144 161H146V160H144ZM163 161V162H162ZM255 161V162H254ZM257 161V162H256ZM32 162V163H31ZM42 162H44L45 163V165L42 163ZM52 162V163H51ZM138 162H140V163H142L141 162V160H139ZM162 162V163H161ZM237 162V163H236ZM247 162V163H246ZM39 164V165H37V164ZM93 163V164H92ZM102 163H103V165H102ZM113 163V162H112ZM212 163V162H211ZM218 163V164H217ZM246 165H245V164ZM252 165H251V164ZM257 163V164H256ZM33 164V165H32ZM43 164V166L42 167H39L40 165H42ZM49 165V167L47 166V165ZM53 165L52 166V168H51V166L50 165ZM55 164V165H54ZM89 164H90V166H89ZM221 164H219V165H221ZM235 164H238V165H235ZM250 164V165H249ZM34 165H37V167H39V168H37V169H35V167H34ZM209 165V166H210ZM218 165V166H219ZM243 165V166H242ZM4 166V167H3ZM10 166H11V168L13 167V171H11L10 170ZM20 166V167H21ZM29 166V167H28ZM247 166V167H246ZM249 166V167H248ZM251 166H254L253 168H250ZM256 166V167H255ZM7 167V166H6ZM28 167V168H27ZM33 167V168H32ZM46 167H48V168H46ZM238 167H240V168H238ZM242 167V168H241ZM15 168V169H14ZM41 168V171L39 170ZM44 168V169H43ZM57 168V169H56ZM76 168V169H75ZM88 168V169H87ZM16 169H17V171H16ZM25 169V170H24ZM27 169V170H26ZM34 171V170H37L36 172H39V175L41 176V174L40 173H42V176H41V178H39L40 180H38L39 182L38 183H36V182H33L32 181V178H31V175H34V174H36L35 172H34V174L31 172V174H29V172L31 171ZM34 169V170H33ZM43 169V170H42ZM60 169V170H59ZM215 169V170H214ZM217 169V170H216ZM253 171H252V170ZM7 172V173H14V174H17L16 176L15 175H13L12 174V176H9V174H7L5 171ZM8 170H10V171H8ZM18 170H19V172H18ZM21 170H23V171H21ZM52 170H54L53 172H52ZM58 170V171H57ZM74 170H76V171H74ZM85 170H87V171H85ZM115 170H117V171H115ZM20 171H21V178L23 177V175H24V178H23V180L24 181H27L28 179L30 180V181H32V184H31V182L29 181H27V183L26 182H24L23 180H22V186L24 185V183H25V186H21V181L19 180V179H21V178H19L18 176H19V173H20ZM28 171V172H27ZM43 171V172H42ZM67 171V172H66ZM68 171H70L71 173L73 172L74 173V175H70V174H68ZM112 171V172H111ZM214 171V172H213ZM218 171V172H217ZM245 171V172H246ZM1 172H4V173H1ZM16 172V173H15ZM25 172V173H24ZM59 172V173H58ZM61 172V173H60ZM81 172V173H80ZM102 172V173H101ZM211 172H213V173H211ZM227 172V173H226ZM53 173V174H52ZM72 173V174H73ZM75 173H77V174H75ZM89 173V174H88ZM117 173V174H116ZM133 173V172H132ZM211 173V174H210ZM221 175H223V177H218V176H220L219 174ZM6 175V177H7V175H8V177H10V178H8V180L6 179V177H5V175ZM28 174H29V176H28ZM84 175V177H83V175ZM86 174H88V175H86ZM120 174V175H119ZM180 174H182V173H180ZM77 175V176H76ZM78 175H79V177H78ZM122 175V176H121ZM176 175H178V174H176ZM184 175V174H183ZM28 176V177H27ZM72 176H74V178L72 177ZM76 176V177H75ZM85 176H87V177H85ZM193 176V177H192ZM196 176H198V177H196ZM210 176V177H209ZM212 176V177H211ZM261 176V177H260ZM14 177V178H13ZM30 177V178H29ZM73 178V180H72V178ZM109 177H110V179H109ZM78 178V179H77ZM87 178V179H86ZM148 178H150V180L148 179ZM184 178H186V176L184 175ZM218 178V179H217ZM226 178H228L229 179V182L231 183V185L233 186V188H231L230 186L231 185H229L230 183L229 182H227V179ZM258 178H260V179H258ZM11 179V180H10ZM26 179V180H25ZM89 179V180H88ZM103 179H104V181H103ZM147 179V180H146ZM202 179H204V180H202ZM210 179V180H209ZM217 179V180H216ZM224 179H226V180H224V181H226V183L225 182H222ZM252 179V178H251ZM10 180V185L6 182V181H9ZM18 180V181H17ZM76 180H78V181H75ZM80 180V181H79ZM91 180V181H90ZM106 180H108V181H106ZM124 180V181H123ZM199 180V181H198ZM202 180V181H201ZM205 180H206V182H205ZM219 180V181H218ZM222 180V181H221ZM148 181V182H147ZM189 181V180H188ZM204 181V182H203ZM71 182V183H70ZM79 182V183H78ZM80 182H83V183H85V185L83 186V183H82V186H81V184H80ZM88 182V183H87ZM126 182V183H125ZM128 182H130L129 184H128ZM148 184H151V186L150 185H147V183ZM150 182V183H149ZM216 182H217V184H216ZM218 182H220V183H218ZM264 182V181H263ZM262 182V184H264ZM5 183H7V184H5ZM33 183H36V185L35 184H33ZM87 183V184H86ZM146 183V184H145ZM186 183V184H185ZM194 183V184H193ZM203 183V184H202ZM224 185H223V184ZM227 183H229V184H227ZM233 183L235 184V185H233ZM20 184V185H19ZM29 184V185H28ZM78 184V185H77ZM127 184V185H126ZM135 186H134V185ZM138 184V185H137ZM181 184V185H180ZM196 184V185H195ZM201 184V185H200ZM208 186H207V185ZM225 184H227L230 188H231V190H229L230 188L227 186L225 189L227 190H229L230 192H229V194H228V190H227V194L229 195V196H232L234 199H232V197H229L231 200H227V198H228V196H227V194L225 195L224 193H226V190L225 189H222L223 187H225ZM237 184H242L241 186L240 185H238L237 186ZM244 184V185H243ZM261 184V185H262ZM26 185H28V186H26ZM77 185V186H76ZM86 185H90L89 187V189H90V191H88L89 189L87 188L88 186H86ZM139 186V187H137V186ZM147 185V186H146ZM183 185V186H182ZM194 188H192L191 186ZM200 185V186H199ZM212 185V186H211ZM223 186L222 188L220 187V186ZM3 186V187H2ZM10 186V187H9ZM18 186L19 187H21V188H18ZM36 186H37V188H36ZM80 188H79V187ZM86 186V187H85ZM196 186V187H195ZM201 186H203V187H205V188H203V187H201ZM211 186V187H210ZM214 186V187H213ZM11 187V188H12ZM17 187V188H16ZM24 187H25V189H30V190H25L24 189ZM29 187V188H28ZM33 187V188H32ZM41 189H40V188ZM47 187V188H46ZM49 187V188H48ZM81 187H82V189H81ZM85 187V188H84ZM184 187V188H183ZM189 187H191V188H189ZM210 187V188H209ZM216 187H219V190L221 191V192H219V191H217L216 192ZM263 187V188H262ZM260 186V189H262V191H264V186ZM3 188V189H2ZM12 188V189H13ZM34 188H36V189H34ZM46 188V189H45ZM72 188V189H71ZM79 188V189H78ZM139 188V189H138ZM153 188V187H152ZM196 188H197V190H196ZM201 188V189H200ZM215 188V189H214ZM17 189H19V190H17ZM48 189V190H47ZM68 189V190H67ZM85 189H87L86 191H84ZM132 189V188H131ZM154 189L155 188H153L152 189V192L154 191ZM187 189V190H186ZM191 189V190H190ZM207 189V190H206ZM209 189V190H208ZM232 189L234 190V191H232ZM26 192H25V191ZM78 192H77V191ZM80 190V191H79ZM82 190V191H81ZM91 190H92V193H91ZM185 190V191H184ZM203 190V191H202ZM205 190V191H204ZM215 190V191H214ZM223 190H225V192L223 191ZM69 192V194L67 193V192ZM135 191V190H134ZM194 191V192H193ZM199 191V192H198ZM210 191H212V192H210ZM1 192H0V194H1ZM48 192V193H47ZM63 192V193H62ZM90 192V193H89ZM198 192V193H197ZM213 192H215V193H213ZM233 193V194H235V196L237 197H235L233 194H230V193ZM34 193V194H33ZM47 193V194H46ZM186 193H188V194H185ZM196 193V194H195ZM203 193V194H202ZM220 193V195H218ZM18 194V195H19ZM41 194H42V196H41ZM44 194V195H43ZM82 194V196H84ZM190 194V195H189ZM193 194V195H192ZM201 194V195H200ZM206 194V195H205ZM216 194V195H215ZM222 194V195H221ZM19 195V196H20ZM35 195V197H33ZM145 195V196H144ZM204 195V196H203ZM214 197H213V196ZM226 197H225V196ZM240 195V194H239ZM46 196V197H45ZM82 196H79V197H82ZM171 196V195H170ZM192 198V199H194V200H192L190 197ZM222 196H224L223 198L225 199H223L222 198ZM241 196V195H240ZM90 197V196H89ZM87 198V200L89 199V200H92V196L90 197V198ZM147 197V198H146ZM165 197H167L166 199H165ZM195 197V198H194ZM239 197V198H238ZM41 198H43V199H41ZM159 200H158V199ZM201 198V199H200ZM1 199V198H0ZM60 199V200H61ZM94 199V198H93ZM140 199V200H139ZM40 200H42V201H40ZM45 200H47L46 202H44ZM149 200V201H148ZM152 200V201H151ZM154 200V201H153ZM180 200V201H179ZM235 200V201H234ZM236 200L238 201V202H236ZM2 202H3V200H1ZM0 201V204L2 203ZM66 203L64 204V202L62 203L61 201H60V203H57L55 206H54V208L56 209V210H58V208L57 207H60L59 206V204H63L65 207L66 206H70L71 205V202H70V200H69V203H68V200L66 199ZM156 201V202H155ZM161 201V202H160ZM169 201V202H168ZM174 201V202H173ZM185 201H188V202H186V203H184ZM199 201V202H198ZM201 201V202H200ZM226 201V202H225ZM17 202V201H16ZM58 202V201H57ZM89 202V201H88ZM126 202H128V200H126ZM136 202H138V203H136ZM158 202H159V204H158ZM219 202H221V203H219ZM230 202V203H229ZM236 202V203H235ZM11 203H13V201L11 202ZM17 203H19V202H17ZM134 203H136V204H138V205H135ZM172 203V204H171ZM202 203V204H201ZM205 203V204H204ZM220 205H219V204ZM223 203V204H222ZM231 203H235L234 205L233 204H231ZM68 204V205H67ZM70 204V205H69ZM133 204H134V206H133ZM144 204V205H143ZM172 206H171V205ZM225 204V207H227L228 208V210H227V208H225V210H224V207H223V211H221L220 210V208L222 207V205H224ZM226 204L228 205V206H230V207H228V206H226ZM241 204H242V202H241ZM20 206H21V208L23 207V204L21 203V204H19ZM19 205H17V206H19ZM24 205H27V204H24ZM29 205V204H28ZM62 205V206H63ZM73 205V204H72ZM149 205V206H148ZM160 205V206H159ZM166 206V205H168V207H170L172 210H174V213H170V216H169V213L168 214H165V213H161V207L162 206ZM185 205V206H184ZM213 205H215V207L213 206ZM218 205V206H217ZM244 205V204H243ZM0 206H2V207H0V210H4V212L6 213V214H8L7 215V222H6V224H4V226L3 225H0L1 226V228H0V239L1 240H3L4 238V240H6V239H9V236H11L12 234H15L16 235V233L15 232H25L28 228H30V225L32 226V225H34L35 223H37L38 221H41V219L42 218H44L45 219V217H46V215H45V213L42 215H40V217L39 218H37L39 215L37 214L39 211H37L36 213H34V214H32L31 216H29V219H31V217L33 218L34 216H37L36 218L34 217V219H32L33 220V222L31 221V222H28L26 225H17L16 223L18 222L17 220L18 219H20V218H22L23 216H25V214L23 215V212H21V209H18V210H14V208L13 209H11L10 210V208H6V207H4V205L2 204V205H0ZM13 206L15 207V205H14V203H13ZM16 206V207H17ZM19 206V207H20ZM146 206H148V207H146ZM152 206V207H151ZM154 206V207H153ZM217 206V207H216ZM253 206V207H252ZM18 207V208H19ZM67 207V208H68ZM144 207V208H143ZM167 207V206H166ZM187 207V208H186ZM214 207V210L212 209ZM232 207V208H231ZM235 207V208H234ZM254 207H256L257 209L255 210H251V209H253ZM2 208V209H1ZM3 208H6V209H8V210H10V211H8V210H6V209H3ZM146 208V209H145ZM154 208V209H153ZM204 208V209H205ZM210 208V209H209ZM219 208V209H218ZM51 210L50 208H47V210H49L50 211V213L47 215V217H49V219L47 218V219H42V220H44V223L45 224H43V222H38L37 224H40V226H41V224L42 225H47L46 223H49V225H51L50 223V221H52L53 222V220L56 218L55 216L57 215L58 216V214L56 213L57 211L56 210ZM88 209H90V210H93V209H91V208H89L88 207ZM215 209H216V211H215ZM233 209H235V212H234V210ZM14 210V212H12ZM133 210V211H132ZM219 210V211H218ZM258 210V212L256 213V211ZM48 211V212H49ZM54 211H56V212H54ZM128 211V212H127ZM148 211V212H147ZM152 212V215L153 216H151V212ZM214 213V215L211 213ZM214 211V212H213ZM218 211V212H217ZM226 211V212H225ZM253 211L256 213V215H255V213H253ZM9 212H10V214H9ZM39 212V213H40ZM54 212V213H53ZM127 212V213H126ZM157 212V213H156ZM191 212H197L196 211V209H194L193 211H191ZM229 212V213H228ZM260 212V213H259ZM3 213V212H2ZM5 213H3L4 215H6ZM16 213V214H15ZM43 213V212H42ZM52 213H53V215H52ZM161 213V214H160ZM229 215H228V214ZM231 213H237V214H231ZM36 214V215H35ZM121 214H122V216H121ZM126 214V215H125ZM155 214V215H154ZM156 214L158 215L157 216V218H156ZM165 214V215H164ZM217 214V215H216ZM225 214V215H224ZM263 214V215H262ZM11 215V216H10ZM22 215V216H21ZM34 215V216H33ZM45 215V216H44ZM52 215V216H51ZM213 215V216H212ZM215 215H216V217H215ZM235 215H237V216H235ZM255 217H254V216ZM258 215V216H257ZM8 216L10 217V218H8ZM42 216V217H41ZM44 216V217H43ZM138 216V217H137ZM20 217V218H19ZM52 217V218H51ZM65 217V216H64ZM105 216H99L98 217V219H97V222L95 223L98 227H100L101 225H105V221H107V220H105V218H104ZM144 217V218H143ZM160 217H162V218H160ZM210 217V218H209ZM227 217V218H226ZM230 219H229V218ZM232 217V218H231ZM234 217H236V218H234ZM261 217V218H260ZM18 218V219H17ZM41 218V219H40ZM53 219V220H51V219ZM152 218V219H151ZM35 219H36V221H35ZM38 219H40V220H38ZM58 219H59V221H58ZM58 219H55L56 221L55 222H53L52 224H56V222L58 221V222H60L62 219H63V217L60 219V218H58ZM107 219V218H106ZM126 219V220H125ZM236 221H235V220ZM249 219V220H248ZM64 220V219H63ZM62 220V221H63ZM162 220V221H161ZM164 220V221H163ZM232 222H231V221ZM263 220V221H262ZM9 221V222H8ZM133 221V222H132ZM143 221V222H142ZM169 221V222H168ZM208 221H209V223H208ZM216 221V222H215ZM229 221V222H228ZM248 221V222H247ZM57 222V223H58ZM139 222V223H138ZM150 222H153V223H150ZM155 222L157 223L156 224V226H154L155 225ZM189 222V223H188ZM212 222H213V226L216 228H214L213 226H212ZM235 222V223H234ZM32 223H34V224H32ZM159 223V224H158ZM183 223V224H182ZM244 223H246V224H244ZM249 223H250V225H249ZM135 224L137 225V228H140V227H142L143 225L145 226V227H147L148 228V230H152V231H144V233H139L138 232V230H137V228L135 227ZM150 224V225H149ZM162 224V225H161ZM187 224V225H186ZM189 224V225H188ZM202 224H203V226H202ZM215 224V225H214ZM219 225V227H217V225ZM252 224V225H251ZM53 225V226H54ZM59 226V223L58 224H56L55 226H54V228H53V230L55 229H58V226ZM140 225V227H138ZM159 225V226H158ZM255 225V226H254ZM256 225H258V226H256ZM151 228H150V227ZM237 226V227H236ZM247 227V228H245V227ZM254 226V227H253ZM159 227H160V229H159ZM197 227H201L202 228V230H204V231H202L201 230V228H197ZM253 227V228H252ZM131 228V229H130ZM197 228V229H196ZM218 228V229H217ZM238 228V229H237ZM239 228H241V229H239ZM250 228L252 229V231L251 232H248V231H250ZM60 229H61V226H60ZM59 229V230H60ZM117 229L115 228V230L117 231ZM155 229V230H154ZM167 229V230H166ZM191 229H193V230H191ZM205 229L207 230V232L205 231ZM211 229H212V231H211ZM248 229V231H246ZM54 230V231H55ZM201 230V231H200ZM209 230V231H208ZM218 230V231H217ZM220 230V231H219ZM153 231H154V233H153ZM165 231V232H164ZM215 231H217V233L215 232ZM240 231V232H239ZM5 232V233H4ZM53 232V231H52ZM57 232V230L55 231V233ZM67 232H69V231H67ZM66 231H65V234L67 233ZM77 232H79V231H77ZM152 232V233H151ZM158 232V233H157ZM168 232V233H167ZM199 232V233H198ZM200 232H201V234H200ZM238 232V233H237ZM26 233V232H25ZM92 233V232H91ZM90 233V237H92L91 239L92 240H94V239H96L95 237H93L92 235H95V232H93L92 234ZM126 233V232H125ZM165 233V234H164ZM189 233V232H188ZM211 233V234H210ZM222 233V234H221ZM225 233V234H224ZM231 233H234V234H231ZM57 234V233H56ZM55 234V235H56ZM143 236H142V235ZM169 234V235H168ZM198 234V235H197ZM200 234V235H199ZM208 234V235H207ZM223 234L224 235H226L227 237H225V236H223ZM231 234V235H230ZM239 234V235H238ZM66 235H68V233L66 234ZM77 236L78 235H83L82 233L81 234H76ZM76 235H74V236H76ZM173 235V236H172ZM175 235V236H174ZM220 235V236H219ZM231 237H230V236ZM233 235V236H232ZM2 236V237H1ZM5 236V237H4ZM6 237H8V238H6ZM61 237H63V236H61ZM111 237V236H110ZM112 237H116V236H112ZM142 237V239H140ZM167 237V238H166ZM171 237V238H170ZM173 237H175V239L173 238ZM220 237H221V239H220ZM223 237H225V239L227 238L228 239V241H230L229 242V244H228V241L226 240L225 241V239H223ZM32 238V237H31ZM27 238V239H29L30 240V242L31 243H29V241L28 242H26L27 243V245L26 246H19V245H16V246H14V248L12 247L10 250H0V251H3V252H5V253H3V252H0L1 254H0V264H14L16 261H18V260H20L21 259V257H22V255L24 256L25 254L26 255H28V254H32L34 251H35V246L37 247L38 246V242H39V240L38 239H41L40 237L39 238ZM143 238H145V239H143ZM148 238V239H147ZM150 238V239H149ZM234 240H233V239ZM35 239H37V240H35ZM110 238L108 237V241H110L109 240ZM159 239V240H158ZM232 239V240H231ZM236 239V240H235ZM33 242H32V241ZM64 240H68V238H62V240H61V238H59L56 242H55V240H54V243H52L51 245L53 246V248H56L58 251L61 249L62 251L64 250V251H69V248H71V244H70V240H72V238H70V240L69 241H67V242H65ZM111 240H116L115 238H111ZM135 240V241H134ZM169 240V241H168ZM217 240V241H216ZM223 241V243L224 242H227L226 244L224 243H222V241ZM60 241H63V243H61ZM95 241V240H94ZM163 241H162V243H163ZM184 243H183V242ZM221 241V242H220ZM235 241V242H234ZM38 244H37V243ZM69 242V244H70V246H69V244H67ZM111 242V241H110ZM193 242V243H192ZM33 243V244H32ZM36 243V244H35ZM152 243V244H151ZM187 243V244H186ZM218 243H220V244H218ZM234 243V244H233ZM246 242H244V249L241 251V252H243L242 254L244 255V254H246L245 255V257L243 256V258H242V262L244 263L250 256H258V255H262V253H260L261 252V250H259L258 248H257V250H255V252L254 251H252L251 252V246H249V245H246V244H248V243H246ZM151 244V245H150ZM170 244V245H171ZM209 244V245H208ZM225 245L224 247H221L222 245ZM40 245V244H39ZM75 245H76V243H75ZM150 245V246H149ZM191 245V246H190ZM217 245V246H216ZM59 246V247H58ZM234 246V247H233ZM20 247V248H19ZM22 247V248H21ZM30 247H32L31 249H29ZM76 247V246H75ZM111 247H115V246H113V244L111 245ZM151 247V248H150ZM188 247V248H189ZM194 247H196V248H194ZM212 247V246H211ZM246 247H247V249H246ZM59 248V249H58ZM237 248H239V249H237ZM15 249V250H14ZM187 249V248H186ZM190 249V248H189ZM247 251H246V250ZM18 250V251H17ZM166 250V251H165ZM179 250V251H178ZM238 250V251H237ZM253 250H254V248H253ZM27 251V252H26ZM33 251V252H32ZM168 251V252H167ZM181 251H184V252H181ZM257 251V252H256ZM20 252H22V253H20ZM123 252V253H122ZM121 253L122 254H120V256H123V258L121 259L120 257H119V260H120V264H143L142 262L140 263V261H133L132 262V260H128V259H126V257L127 256H125V255H127L128 254V252L129 251H122ZM154 252V253H153ZM179 254H178V253ZM195 252V253H194ZM232 252V253H231ZM236 252V253H235ZM246 252V253H245ZM166 253V254H165ZM187 253V254H186ZM194 253V254H193ZM253 254V255H249V254ZM255 253H256V255H255ZM259 253V254H258ZM9 254V255H8ZM69 254H71V253H69ZM124 254V255H123ZM155 254V255H154ZM158 254H161V255H158ZM178 254V255H177ZM21 255V256H20ZM100 255H102V254H100ZM162 255H166V257H164V256H162ZM169 255V256H168ZM15 256V257H14ZM20 258H19V257ZM48 256V255H47ZM46 256V257H47ZM71 256V258H72V254L71 255H69V257ZM73 256L75 257V258H73V259H75V260H77L76 258H78V256H77V254H76V256H75V254L73 253ZM155 256V257H154ZM159 256V257H158ZM162 256V257H161ZM190 256V257H189ZM248 256V257H247ZM12 257V258H11ZM102 257V256H101ZM101 257L100 256H98V257H94V259L93 260H91L92 262H98L99 260H103V258L101 259ZM158 257V258H157ZM161 257V258H160ZM173 257H174V259H173ZM68 257H66L65 256V261L67 262V260L68 259H70V261H71V258H68ZM128 258V257H127ZM171 258H172V260H171ZM192 258V259H191ZM251 258V257H250ZM51 259V260H50ZM72 259V260H73ZM243 259L245 260V261H243ZM261 259H264V258H261ZM16 260V261H15ZM45 260H46V262L45 263H43V264H49L50 262V264H58V263H54V262H52L53 261V258L52 257H50V256H48V258H45ZM78 260H80V259H78ZM122 260V261H121ZM157 260V261H158ZM167 260V261H168ZM183 260H185V261H183ZM69 261V260H68ZM89 262V261H88ZM92 262H90V263H92ZM169 262V261H168ZM242 262H240V264L242 263ZM150 263V262H149ZM178 263V264H179ZM61 264V263H60ZM119 264V263H118ZM245 264V263H244Z\"/></svg>",
  "mask_w": 264,
  "mask_h": 264
},
{
  "label": "bare ground",
  "instance_id": "obj_2",
  "mask_svg": "<svg viewBox=\"0 0 264 264\" xmlns=\"http://www.w3.org/2000/svg\"><path fill=\"white\" fill-rule=\"evenodd\" d=\"M4 2V0H1L0 2ZM7 1V4H9V2H10V7L9 6H7L9 9L8 10H4V12L6 13V14H12V13H14L15 11L16 12H20V13H22V15H23V13H25L27 16L28 15H33L34 16V18H38V17H40V19H41V17H43L44 19H45V17H46V15L44 16V14H46V13H44L43 15L40 13V12H29L30 10H23V6L18 2V0H6ZM31 1V0H30ZM41 1H43V0H36V4H34V6H36L37 5V3H40ZM51 1V0H50ZM53 1V0H52ZM55 1V0H54ZM56 1H58V2H55V3H57V5L60 3H63L62 2V0H56ZM73 0H71V2H72ZM106 1V0H105ZM146 1H151V2H154V3H156L155 5V9H157L158 11H160V12H157V16L155 17V19L157 20V19H159L158 21H156V24L158 25L157 27L158 28H160L161 29V27H163L162 29H168V28H172V20L171 19H174V20H176L177 18H179V19H181L180 21V23H181V26H178V27H182V28H179V29H182L183 30V33H182V38H181V42H182V45H196V46H198V47H200V48H205V49H203V50H205V51H209L208 52V54H205L206 56L203 58V56H202V58H203V60H201L200 62L201 63H205V64H207V62H208V64L207 65H205L204 64V66H205V68H207V72L204 70V72L207 74L208 73V75H209V77H203L204 75H196L195 76V78H191L190 77V75L189 74H185L182 70H180V69H178V68H176V67H174V66H171V65H166V63H165V65L161 62V60H163V59H160L159 57L160 56H156V55H158L157 53H155V51H154V49L152 50V49H149L150 48V44H149V42H148V40H146V39H139V40H134L135 41V43L141 48V50L143 51L144 50V52H146L145 53V55L143 56V57H139L140 59L138 60L139 61V64L141 63L143 66L144 65H146V67H147V69H148V66L147 65H149L150 67H152V71H150V72H152V73H150L149 72V70L151 69V68H149L148 69V73H150V74H154V71H155V69H154V63L156 62L157 63V61H158V58H159V60H160V62L164 65V74L166 75H169V76H171V74H172V76L174 75L175 77H176V74H181V76L180 75H178V76H180V77H182V75H184L183 77H185V80L187 79H190L191 81H190V83L192 84V87L191 88H196V89H199V91H201L204 95L206 94V93H209V95L211 94H213V96L212 97H214L215 95V100H214V102L212 103V105H211V107H209V109H207L206 108V106H205V108L203 107L204 105H202V102H201V105L199 106V105H197V106H199V107H197V109L195 108H192L191 109V107H188L189 106V104L188 103H190V102H188V99H187V96L186 95H184V94H173V93H171V92H167V93H165V94H163V95H161L160 96V98H158V101H156V103H155V105L154 104H152L151 102H149V100H147L148 99V97H146L144 100H143V104H142V102H141V104L143 105V107L142 108H144L143 109V111L142 112H140V113H138V112H134V113H131L132 111H136L135 109L133 110L131 107V110H130V108L127 110L125 107H123V104H124V106L125 105H127V104H125V102L127 101V100H124L125 99V97H124V95L125 96H127V98H129V97H131L132 99H135L134 97H136L135 96V93H131V91L129 92V90H128V88H129V86L127 87V89H125L124 90V88H123V86L125 85V86H127L126 84H124L123 82H121L122 84H124L121 88H123V89H121L120 88V86L118 87L117 86V80H118V77H116V76H118V74L120 75V73H124L126 70L125 69H127V68H129V67H127V68H122V67H124L125 65H128L129 63H131V57L127 54H123L122 55V57H120L119 59H117V60H115V63H114V65L111 67V65H112V63H111V65H110V63L108 64V65H110V67H108V65H107V67L104 65V66H101L100 64H102L101 62L102 61H100V59H99V63H98V65L99 66H97V64H95V62H94V64L92 63V65H91V67H89L88 66V63H87V61L86 62H84V63H87V65H85V67L83 68L82 67V65L80 66L78 63H76V62H72V63H75V64H71V71H77V73H74L73 74V72H71V75H69L68 76V72H69V70H68V72H67V75L65 76L64 74H62L61 72V74L62 75H60V76H58L57 78L55 77V75H54V73L53 72H51L52 73V76H54L56 79H55V82H57V84L59 85L58 87H60V86H63L64 87V90H65V88H66V90L68 89L69 91H71V90H74V91H78L80 94H81V97H84V98H78V101H77V105L74 107V114H73V116L71 117V118H68L67 120L68 121H66L65 122V118L63 117V119L60 117V116H58V114H55V115H53V114H51V115H53V116H50L51 118V120L56 124V126L55 127H62V126H66L67 125V127H70L71 129H73V134L75 135V136H80V137H84V139H86V138H89V141H90V139H91V143H90V146H89V142H88V140H87V142L88 143H86V141H85V143L86 144H88V146H89V148H92L93 150H97L99 153L100 152H102V154H106V155H104L107 159H109L108 157H110V155L111 154H114L115 156H117V158H118V160H117V162H115V160L114 161H110L111 159H109V161H110V163H111V165H112V168H115V169H117L118 170V172H119V170H120V172H121V174L122 175H125L124 176V178L126 179V181H131V180H133L134 178L133 177H135V176H133V174L134 175H136L138 178H140V177H147V176H150L151 178H152V185L153 186H151V184H148L147 182V185H150L151 186V188L149 187L148 188V190L146 189V191H147V196H148V198H152V195H155V196H157L158 197V195L160 196V195H165V196H167V195H169V197L171 198L172 196H177V197H180L181 195H183L182 194V191L183 190H179V183H181L180 181H183L184 179L186 180V179H188L187 177L190 175L189 173H187V171H190V173H192V174H196V175H198V176H200V177H205V176H207L208 175V172L209 171H212V170H209V168H212L213 166H215L216 164H214V163H216V161H218V157H217V160L215 159L216 158V155H220V156H222V155H225V153H226V151H224V150H226V144L225 143H227V141L229 142V144H234L233 142L234 141H236V143L235 144H237V143H239V142H237V140H238V136L236 135V133H235V136L234 135H232V136H230L231 137V139L229 138V140H227L226 142L225 141H223L222 140V138H221V140H219V141H221L220 143H219V141H218V139L220 138V136H221V134L223 133V132H221V128H223V127H221V128H216V127H214V128H216V129H214L213 127V129L212 130H209V131H202V130H200L199 128H200V126L202 125H200L199 124V122H196V124H199L200 126L198 127V126H196V125H194V121L197 119L196 118V116L197 117H202V116H209L210 115V118H211V115L212 114H216V116L218 115L217 113H214V112H212V111H215V112H218L219 113V111L221 112V110L222 109H224L225 110V113L224 114H219V116H217L214 120H216V123H215V121H214V123L215 124H218V123H220V125L222 124V125H224V124H226V123H228V125L230 124V122H228L229 120H231V119H233V116H234V114L235 113H233L232 111L234 110L233 109V106L235 105H233V103L231 102V100H229L227 97H225L224 95H225V93H228L229 94V92L231 91V90H234L235 91V93L237 92V94H238V92H240L238 95H241V98H239L240 99V103L242 104V105H244L245 104V106L247 105V106H255L256 108H257V110L258 111H261V112H259V113H261V114H264V95H262V94H260V92L258 91L259 89L257 88V87H250L249 88V90H247V91H245V92H243L245 89H240L243 85L242 84H244L243 82H241V85L242 86H239L240 85V83H238V84H230V82H229V85H225V87H224V85H223V87L221 86V84L219 85V83L217 84V83H215L212 79H211V76H213V74H221L220 73V71L222 70L223 71V74H228V73H233L234 71H238V72H240L242 69H245V74H244V76H243V78L242 79H244V80H246L245 82H247L248 81V83H250V84H256L257 86L258 85H262V86H264V69H259L260 67L258 66V69L259 70H257L256 68H255V66L254 65H256L255 64V62L253 61V59H252V57H254V58H256V60L258 59V60H260L262 63H261V65H263V62H264V40H263V43H262V41L259 43H257L256 42V40H255V38H254V40L253 39H245L243 36H241V35H236V34H227V32H225V30H224V23L226 22H224V23H222L223 24V28H221V26L220 27H218V28H215V27H213L212 25V27L208 24L206 27H202V28H200V30H199V32L196 34V35H194V36H191L192 34H190L189 35V33H188V35H187V33L186 32H188L190 29L192 30V28H194L195 26H196V23L198 22L197 20H196V18L198 17H195V15L193 14V13H197V11H198V13H199V11H201L202 10V5H201V3L199 2V1H197V0H192L191 1V3H185L186 5L185 6H183L182 7V5H181V3H178L179 5H181V7H179V6H177L178 4H177V1L178 0H146ZM180 1V0H179ZM182 1V0H181ZM21 2V1H20ZM45 2V1H44ZM70 2V3H71ZM87 2V1H86ZM107 2V1H106ZM105 2V3H106ZM128 2V1H127ZM183 2V1H182ZM233 2V1H232ZM48 3V2H47ZM46 3V4H47ZM69 3V2H68ZM104 3V4H105ZM126 3V2H125ZM153 3V4H154ZM49 4V3H48ZM50 4H52V3H50ZM49 4V5H50ZM60 4H59V6H60ZM64 4V3H63ZM75 4V3H74ZM73 4V5H74ZM89 4V3H88ZM104 4H103V6H104ZM123 4V3H122ZM129 4V3H128ZM133 4H134V2H133ZM152 4V5H153ZM31 5H33V4H31ZM30 5V6H31ZM41 5H43V4H41ZM70 6V5H68V7H66L67 9H69V10H71V11H73L72 13L70 12V13H68V14H70V15H73V13H74V11L75 12H77V14H79V15H81L79 18H80V21H81V17H82V19H84V20H86V18H85V16L87 17V19H89L90 17H92L91 19L93 20V16L95 17V11H94V9L91 7H87L86 8V6L84 7V6H79L80 8H76V6ZM94 5V4H93ZM119 5V4H118ZM51 6V5H50ZM63 6H65V5H63ZM106 6V5H105ZM109 6V5H108ZM115 6V5H114ZM125 6V5H124ZM38 7V6H37ZM120 7V6H119ZM152 7V6H151ZM24 8H26V7H24ZM30 8V7H29ZM116 8H118V7H116ZM124 8V7H123ZM153 8V7H152ZM31 9H32V7H31ZM42 9V8H41ZM48 9V8H47ZM46 9V10H47ZM113 9H115V8H113ZM121 9H122V5H121ZM130 9V8H129ZM97 10V9H96ZM116 10V9H115ZM115 10H114V13H115ZM156 10V11H157ZM204 10V9H203ZM24 11V12H23ZM33 11V10H32ZM50 11V10H49ZM55 11V10H54ZM127 10H125V9H123V10H120V9H117L116 10V12L118 13L117 15H119V16H116V17H118V18H115V20L117 19V21H118V23L115 21L114 23H116V24H119V23H121V24H125V22L126 21H124L125 19H127V18H137V15L136 14H134V13H131V11H129V12H126ZM141 12V11H140ZM98 13V12H97ZM101 13V12H100ZM137 13H139V12H137ZM1 14V13H0ZM25 14H24V16H25ZM56 14V13H55ZM67 14V15H68ZM31 15H30V17H31ZM67 15H63V18H64V16L68 19V17H70V15L69 16H67ZM74 15H76V13H74ZM78 15V16H79ZM103 15V14H102ZM115 15V14H114ZM140 15H143V16H148L149 15V12H148V10H147V12H146V10H143L140 14H139V17H140ZM155 15V14H154ZM26 16V17H27ZM32 16V17H33ZM36 16V17H35ZM48 16V15H47ZM52 16V15H51ZM51 16H49V17H51ZM78 16L76 15V17L78 18ZM97 16V15H96ZM99 16V15H98ZM97 16V17H98ZM150 16V15H149ZM215 16V15H214ZM29 17V16H28ZM49 17H48V19H49ZM89 17V18H88ZM243 17V16H242ZM60 18H62V17H60ZM59 18V19H60ZM76 18V19H77ZM79 18H78V21H79ZM213 18V17H212ZM219 18V17H218ZM239 18V17H238ZM59 19L57 18V19H54V22L58 25V23H59V27L53 22V20H52V22H53V25L55 24V26L56 27H58V30H59V28L63 25L64 26V24L63 23H65V22H63L62 20H64V19H62V20H60L59 21ZM75 19V17L73 18V20ZM91 19H89V20H91ZM106 19V18H105ZM167 19V20H166ZM182 19H185V20H183L182 21ZM68 20H70V19H68ZM94 20H97L96 18H94ZM107 20H109V19H107ZM106 20V21H107ZM123 20V21H122ZM132 20H134V19H132ZM169 20V21H168ZM178 20V19H177ZM65 21V20H64ZM70 21H72V20H70ZM69 21V22H70ZM197 21V22H196ZM82 22V21H81ZM86 22V21H85ZM90 22L91 21H89V24H90ZM104 22V21H103ZM113 22V21H112ZM123 22V23H122ZM220 23L222 22V21H219ZM84 23V22H83ZM87 23H88V21H87ZM132 23H134V22H132ZM206 23V22H205ZM213 23V22H212ZM216 23V22H215ZM227 23V22H226ZM82 24V23H81ZM119 25V26H123V25ZM175 24V23H174ZM173 24V25H174ZM219 24V23H218ZM253 24V23H252ZM88 25V24H87ZM114 25V24H113ZM155 25V24H154ZM216 25H217V23H216ZM228 25V24H227ZM231 25V24H230ZM1 26H4L5 27V25H2V24H0V27ZM66 26H67V24H66ZM66 26H64V27H66ZM93 26H95V27H99V28H101V31L103 30L104 31V29L103 28H105L104 27V24L102 25V22L100 23V21L98 20V22L97 21H95L94 22V24L92 25V27ZM116 26V25H115ZM126 26V25H125ZM130 26V25H129ZM128 26V27H129ZM4 27H2V28H4ZM55 27V29H57ZM139 27V26H138ZM211 27V28H210ZM229 27V26H228ZM254 27V26H253ZM109 28V27H108ZM1 29V28H0ZM72 29V28H71ZM110 29V28H109ZM115 29V28H114ZM119 29V28H118ZM118 29H115V31L113 30V29H111V30H113L112 32H113V34L112 35H110V36H113V37H117V38H119L120 36V33L118 34V32H117V30ZM126 29V28H125ZM146 29V28H145ZM159 29V30H160ZM231 29V28H230ZM257 29L259 30V32L260 33H264V25L263 24H260L258 27H257ZM61 30V29H60ZM62 30H63V28H62ZM100 30V29H99ZM111 30H110V32H111ZM127 30V29H126ZM132 30V29H131ZM134 30V29H133ZM154 30V29H153ZM152 30V31H153ZM157 30V29H156ZM171 30V29H170ZM102 31V32H103ZM109 31V30H108ZM108 31H106V32H108ZM151 31V32H152ZM57 32V31H56ZM60 32V31H59ZM73 32V31H72ZM79 32V31H78ZM109 32V33H110ZM137 32V31H136ZM190 32V31H189ZM238 32V34H239V32L240 31H237ZM258 32V31H257ZM70 33V32H69ZM233 33V32H232ZM51 34V33H50ZM63 34V33H62ZM163 34V33H162ZM79 35V34H78ZM78 35H77V37H78ZM97 36H98V34H96ZM135 35V34H134ZM139 35V34H138ZM160 35V34H159ZM164 35V34H163ZM163 35H161V38H162V36ZM184 35H185V37H184ZM262 35V37H263V34H261ZM57 36V35H56ZM82 36V35H81ZM85 36V35H84ZM83 36V37H84ZM97 36H95L97 39H98V37ZM107 36V35H106ZM140 36V35H139ZM148 36V35H147ZM167 36V35H166ZM178 36V35H177ZM176 36V37H177ZM257 36V35H256ZM259 36V35H258ZM47 38H48V36H46ZM76 38V35H75V38L74 39H67V42H65V46H62V49H60V51H59V53L58 52H54V50L52 51H49L50 49L49 48H47V46H46V48H43V47H40L39 48V53L36 55V56H31V57H28L29 59H27V56H25V54H26V52H25V54L24 53H21V54H19L20 52H18L17 51V53L19 54L18 56H17V58H16V62L18 63V64H20V65H23V63H27V61H30V62H39L40 60L42 61L44 58L46 59L47 57H54L55 59H56V62H54V63H56L57 65H56V67L58 66V67H62V65L66 62V60H67V62H69V60L70 59H66V57H65V59H64V53L66 52V50H70V52L72 53L73 51L72 50H80L79 48H81V50L83 49V50H85L86 48H89V46H92V44H94L96 41H98L97 39H94V38H92L93 36H91L90 38L89 37H86L85 36V38ZM100 37H102V35H100ZM137 37V36H136ZM143 37V36H142ZM181 37V36H180ZM70 38H73V37H70ZM107 38V37H106ZM123 38V37H122ZM125 38V37H124ZM147 38V37H146ZM164 38H165V35H164ZM167 38H169V37H167ZM49 39V38H48ZM48 39H46V40H48ZM51 39V38H50ZM54 39H56L55 38V36H54ZM135 39H137V38H135ZM151 39V38H150ZM154 39V38H153ZM163 39V38H162ZM259 39V38H258ZM52 40V39H51ZM109 40V39H108ZM108 40H106V41H108ZM125 40V39H124ZM132 40V39H131ZM161 40V39H160ZM171 40V39H170ZM177 40V39H176ZM66 41V40H65ZM99 41H100V39H99ZM127 41H128V39H127ZM167 41V40H166ZM172 41H173V39H172ZM178 41H179V39H178ZM112 42H114V41H112ZM119 42V41H118ZM152 41H150V43H151ZM154 42V41H153ZM168 42H169V40H168ZM167 42V43H168ZM239 43V49H234L235 47H234V45L235 46H237L236 45V43ZM96 43H98V42H96ZM95 43V44H96ZM111 43V42H110ZM121 43V42H120ZM126 43V42H125ZM162 43L164 44V43H166V42H164V40H162ZM166 43V44H167ZM179 43H180V41H179ZM63 44H64V42H63ZM100 44V43H99ZM107 44V43H106ZM117 44V43H116ZM159 44V43H158ZM165 44V45H166ZM169 44V43H168ZM181 44V43H180ZM113 45V44H112ZM111 45V46H112ZM130 45V44H129ZM184 45V46H185ZM97 46H98V44H97ZM154 46V45H153ZM162 46V45H161ZM164 46V45H163ZM167 46V45H166ZM93 47H96V45L94 46L93 45ZM91 48V47H90ZM46 49H49L48 51L46 50ZM96 49V48H95ZM162 49V48H161ZM4 50V49H3ZM68 50V51H69ZM157 51H159L158 49H156ZM217 52H216V51ZM56 51V50H55ZM141 51V52H142ZM156 51V52H157ZM164 51V50H163ZM78 52H80V51H78ZM125 52V51H124ZM213 52H215V53H213ZM17 53H16V55H17ZM82 53V52H81ZM85 53V52H84ZM83 53V54H84ZM92 53V52H91ZM123 53V52H122ZM159 53V52H158ZM205 53V52H204ZM74 54V53H73ZM75 54H76V52H75ZM74 54V55H75ZM79 54V53H78ZM141 54V53H140ZM143 54V53H142ZM141 54V55H142ZM160 54H161V52H160ZM6 55V54H5ZM105 54L103 53V58L104 57H106V56H104ZM13 56V55H12ZM30 56V55H29ZM110 56V55H109ZM137 56V55H136ZM140 56V55H139ZM162 56H163V54H162ZM199 55H197V57H198ZM3 57V56H2ZM2 57H0V70L1 69H8L7 71H9V69H10V67H12L11 66V63H9L8 61H6V60H4ZM74 57H76V56H74ZM79 58H80V56H78ZM119 57V56H118ZM117 57V58H118ZM197 57H196V59H197ZM71 58H73V57H71ZM102 60H103V58L102 57H100ZM133 58V57H132ZM164 58V57H163ZM44 59V60H45ZM47 59H49V58H47ZM54 59V60H55ZM115 59H116V57H115ZM75 60V59H74ZM76 60H78V58L76 59ZM98 60V58H96V61ZM133 61L135 60V58L134 59H132ZM137 60V59H136ZM179 60V59H178ZM189 60V59H188ZM191 60H193V59H191ZM221 61L222 62V64L220 65L219 64V66H216V65H218V62H216V61ZM255 60V59H254ZM41 61H40V63H41ZM46 61V60H45ZM72 61V60H71ZM104 61H106V60H104ZM109 61V60H108ZM137 61V62H138ZM195 61V60H194ZM210 61H213L212 62V64L213 63H217V64H214V65H211V62ZM215 61V62H214ZM12 62V61H11ZM47 62V61H46ZM66 62V63H67ZM78 62V61H77ZM89 62V61H88ZM111 62V61H110ZM129 62V63H128ZM166 62V61H165ZM198 62V61H197ZM210 62V63H209ZM253 62H254V65H253ZM13 63H14V61H13ZM69 63H71V62H69ZM108 63V62H107ZM128 63V64H127ZM159 63V62H158ZM160 63V64H161ZM258 63V62H257ZM31 64H33V63H31ZM38 64V63H37ZM53 64V63H52ZM134 65H135V63H133ZM192 64V63H191ZM13 65V64H12ZM28 65V64H27ZM67 65H68V63H67ZM70 65V64H69ZM84 65V64H83ZM152 65V66H151ZM14 66V65H13ZM16 66H17V64H16ZM34 66V65H33ZM42 66V65H41ZM49 66H50V64H49ZM52 66V65H51ZM51 66H50V69H51ZM63 66H65V64L63 65ZM128 66H130V65H128ZM133 66V65H132ZM131 66V70L132 71H134L135 69H137V67L136 66H138V63H137V65L135 66L136 68L134 69V66L132 67ZM44 67V66H43ZM53 67V66H52ZM69 67V66H68ZM82 67V68H81ZM106 67V68H105ZM145 67V68H146ZM217 67H219V68H222L221 70H217ZM263 68H264V66H262ZM33 68V67H32ZM41 68V67H40ZM65 68V67H64ZM22 68H20V70H21ZM25 69V68H24ZM54 69V68H53ZM52 69V70H53ZM59 69V71H60V68H58ZM63 69V68H62ZM61 69V70H62ZM103 69H106V70H104L103 72H101ZM125 71H124V70ZM130 69H128V70H130ZM27 70V69H26ZM47 70V69H46ZM46 70H42L41 72H39L38 73V75L36 74V72H32L33 70H30L31 72H29V74L27 75L28 76V79L30 80V81H32V80H35V85H34V87H35V91H37V92H42V90H46V89H44L45 88V85L48 83L47 81H48V78L51 76L50 75V73L48 72V70L46 71ZM128 70L124 73L125 74V78H126V80H128V76H126L127 74H129V72H128ZM12 71V70H11ZM24 71V70H23ZM95 71V72H94ZM106 71V72H105ZM136 71H138V70H136ZM242 71H244V70H242ZM10 72V71H9ZM15 72V71H14ZM27 72V71H26ZM58 71H56V73H57ZM91 72L93 73H98L99 74V72H101L102 74H103V76L102 77H104L103 79L102 78H100V80L102 79V81L105 79V82L107 83H104V86H106V87H104V86H102V88H101V86H100V89H92L91 87H89L88 86V84H89V82L91 81V80H89V82H85V75L86 76H89V74H91ZM135 72V71H134ZM142 72V71H141ZM145 72V71H144ZM178 72H182V73H178ZM187 72H188V70H187ZM194 72V71H193ZM18 73H20V72H18ZM24 73V72H23ZM133 73V72H132ZM131 73V74H132ZM137 73V72H136ZM195 73V72H194ZM200 73H202V72H200ZM205 73H203V74H205ZM241 73H243V72H241ZM5 74H7V73H5ZM11 74V73H10ZM131 74H130V78H133L132 76H131ZM149 74V75H150ZM193 74V73H192ZM196 74H197V72H196ZM198 74H199V72H198ZM9 75V74H8ZM12 75V74H11ZM36 75H37V77H36ZM57 75V74H56ZM93 75V74H92ZM91 75V76H92ZM133 75V74H132ZM135 75H137V74H135ZM152 75H150V76H152ZM234 75H235V73H234ZM237 75V74H236ZM4 76V80H6V79H8L6 76L7 75H3ZM21 76V75H20ZM52 76L50 77L51 78V80L53 79L52 78ZM82 76H84V78L82 77ZM123 76V75H122ZM122 76H121V78H122ZM134 76V75H133ZM177 76V77H178ZM221 76H222V74H221ZM228 76V75H227ZM226 76V77H227ZM238 77H236V79H237V81L238 80H242V79H240L239 77H242V76H239V75H237ZM6 77V78H5ZM18 77V76H17ZM95 77V76H94ZM123 77V78H124ZM136 77V76H135ZM194 77V76H193ZM218 77V76H217ZM223 77V76H222ZM3 79V77H2V74H1V77H0V79ZM37 78V79H36ZM87 78V77H86ZM89 79H90V77H88ZM96 78V77H95ZM146 78V77H145ZM229 78V77H228ZM230 78H231V76H230ZM91 79H92V77H91ZM117 79V80H116ZM146 79H148V76H147V78ZM184 79V78H183ZM9 80V79H8ZM50 79H49V81H51ZM130 80H132V79H129V81ZM134 80V79H133ZM143 80V79H142ZM217 80V79H216ZM235 80V79H234ZM2 81V80H1ZM27 81V80H26ZM52 81H54V79L52 80ZM99 81V80H98ZM123 81V80H122ZM124 81H125V79H124ZM136 81V80H135ZM181 81V80H180ZM184 81V80H183ZM243 81V80H242ZM93 82V81H92ZM128 82V81H127ZM163 82V81H162ZM165 82V81H164ZM168 82V81H167ZM223 82V81H222ZM228 82V81H227ZM240 82V81H239ZM52 83V82H51ZM51 83H50V85H51ZM88 83V84H87ZM120 82H119V84H121ZM134 84H135V82H133ZM137 84H138V82H136ZM148 83H149V81H148ZM169 83V82H168ZM182 83H184V82H182ZM226 83V82H225ZM53 84H54V82H53ZM99 84V83H98ZM106 84V85H105ZM129 84V83H128ZM165 84V83H164ZM246 84V83H245ZM49 85V84H48ZM130 85V84H129ZM147 85L148 84H146V86L145 85H143L144 87H146L145 89L144 88H142L143 90H142V94L145 92L144 90H147ZM249 85V84H248ZM248 85H247V87H248ZM255 85V86H256ZM124 86V87H125ZM133 86V85H132ZM131 86V87H132ZM165 86V85H164ZM170 86V85H169ZM189 86H190V84H189ZM188 86V87H189ZM220 86V87H219ZM254 86V85H253ZM262 86L261 87H259L260 89L262 88ZM33 87V88H34ZM47 87V86H46ZM130 87V88H131ZM135 87V86H134ZM138 87V85L136 86V88ZM139 87H142V86H139ZM167 87V86H166ZM187 87V86H186ZM239 87V88H238ZM126 88V87H125ZM152 88V87H151ZM160 88V87H159ZM164 88V87H163ZM184 89H185V87H183ZM190 88V87H189ZM193 88V89H194ZM243 88V87H242ZM63 89V88H62ZM138 89V88H137ZM136 89V90H137ZM141 89V88H140ZM188 89V88H187ZM201 89V90H200ZM59 90H61V89H59ZM64 90H62V91H64ZM67 90V91H68ZM97 91V93L95 92V91ZM128 90V91H127ZM263 90H264V88H263ZM58 90H56V92H57ZM62 91H59L60 93H61V95L63 94L62 93ZM68 91V92H69ZM122 91H123V93H122ZM141 91V90H140ZM144 91V92H143ZM148 91H149V89H148ZM147 91V92H148ZM151 91H152V89H151ZM189 91V90H188ZM188 91H186V93L185 92H182V93H185V94H187V92ZM193 91V90H192ZM197 91V90H196ZM58 92V94H60ZM65 93L64 92V94H68L69 95V93ZM138 92V91H137ZM146 92V93H147ZM150 92V91H149ZM198 92V91H197ZM264 92V91H263ZM52 94H53V92H51ZM125 93H127V94H125ZM140 93V92H139ZM200 93V92H199ZM198 93V94H199ZM234 93V94H235ZM57 94V93H56ZM63 94V95H64ZM130 94H131V96H130ZM134 94V95H133ZM141 94V93H140ZM145 94V93H144ZM149 94V93H148ZM202 94V95H203ZM227 94V95H228ZM45 95V94H44ZM46 95H47V93H46ZM45 95V96H46ZM67 95V96H68ZM70 95H71V93H70ZM73 95V94H72ZM97 96V98L96 97H93V96ZM136 95H137V93H136ZM139 95V94H138ZM208 94H206L205 96H207ZM233 95V94H232ZM232 95H230V96H228V97H231ZM236 95V94H235ZM78 96V95H77ZM99 96H102V97H99ZM104 96V97H103ZM199 96V95H198ZM234 96V95H233ZM44 97V96H43ZM47 97V96H46ZM53 97V96H52ZM99 97V98H98ZM201 97V96H200ZM211 97V96H210ZM209 97V98H210ZM48 98H51V97H48ZM64 98H66V97H64ZM63 98V99H64ZM124 98V99H123ZM137 98V97H136ZM203 99H204V96L202 97ZM208 98V97H207ZM42 99V98H41ZM69 99V98H68ZM131 99V100H132ZM138 99V98H137ZM141 99H142V97H141ZM212 99V98H211ZM214 99V98H213ZM44 100H45V97H44ZM204 100H207V99H204ZM36 101V100H35ZM67 101V100H66ZM88 101H93V106L92 105H90V102H88ZM191 101V100H190ZM210 101V100H209ZM208 101V102H209ZM232 101H234V100H232ZM40 102H41V100L38 98L37 99V101L34 103V105L36 106V108L38 107V105L40 104ZM64 102V101H63ZM198 102H200V101H198ZM207 102V101H206ZM207 102V103H208ZM131 103V102H130ZM203 103H204V101H203ZM235 103V102H234ZM2 104V103H1ZM59 104V103H58ZM236 104H239V103H236ZM240 104V105H241ZM63 105V104H62ZM130 105V104H129ZM131 105H133V104H131ZM1 106V105H0ZM90 106H91V108H90ZM237 106H239V105H237ZM67 107V106H66ZM193 107V106H192ZM208 107V106H207ZM235 107V106H234ZM239 107H241V106H239ZM188 108H190V110L188 109ZM0 109H1V107H0ZM63 109H64V107H63ZM66 109V108H65ZM104 109H107V111H108V113H106L107 114V116H104V115H106V114H103L102 113V111L104 110ZM194 109V110H193ZM227 109V110H226ZM236 109H238V107H236ZM235 109V110H236ZM254 109V108H253ZM68 110V109H67ZM2 111V110H1ZM69 111V110H68ZM187 111H189L188 113L190 114V116L189 117H187L186 116V113H187ZM106 112V111H105ZM210 112V113H209ZM236 112V111H235ZM221 113H223V112H221ZM103 114V115H102ZM132 115V117L133 118H131V119H133L134 121H135V123H134V127L136 126V127H139V124H140V127H144L143 125L145 124L146 125V123L148 124V125H146V126H148V128H146L145 127V135H143V136H139L140 137V139H139V142H141L142 144L144 143H147V142H149L150 140H152L153 141V139L156 137L155 136V133L156 132H160V130H162L163 132H165L164 133V137H165V139H164V141L165 142H162V146H160L159 147V149H157V151L159 152V150L161 151V150H163V151H165L166 149H168V146H169V144H168V142L169 141H173L174 140V142L176 143V141L175 140H177V141H182L183 140V142H185V144H186V141L187 140H192L193 138H194V140H195V138H197V140H196V143H197V146H200V149L198 150L197 148H199V147H197V148H195V145H193L192 144V146L195 148H191V147H189V146H187V145H185L187 148H185V146H184V148L183 147H181V149H184L183 151L182 150H179V151H181L182 153H180L179 155L177 154V156H174V154L172 153V155H173V157H167V158H165L166 160H165V163L163 164V165H160V166H155V165H152V166H149L150 165V162H149V160L150 159H152L153 160V150L151 151H148L147 149V151H145V149H144V153H142L140 150H136L137 148H135V149H132L131 151H129L128 153H126V152H124L123 150H124V148H123V150H122V148H121V145L118 143V141L120 140V139H122V138H126V139H130V140H132V139H134V138H136L135 136V134H137L138 133V130L137 129H132L131 131H129L128 132V130L129 129H127V131L126 130H124V129H120V128H118L115 124L116 123H114L115 122V119L117 120L118 118H123V117H125L126 115L128 116V115ZM208 114V115H207ZM0 115H1V113H0ZM185 115V116H184ZM214 115L212 116V117H214ZM259 116V115H258ZM261 116V115H260ZM4 117V116H3ZM199 117V118H200ZM235 117V116H234ZM97 118H99V120L101 121V122H99L98 121V125H97V120H96V125H97V128H96V126H94L95 124L93 123V125H91V121H92V119H94V121H95V119H97ZM125 118H127V117H125ZM128 118H130V117H128ZM127 118V119H128ZM196 118V119H195ZM203 118V117H202ZM2 117L0 116V123L2 122ZM91 119V120H90ZM182 119H186V120H188V122H190L191 123V121L193 120V127L191 126V124H189V125H187V128L183 125V124H181V126L183 125L184 127H185V129L184 130H179L178 129V127L176 128V124L177 125H179L180 124V121H183ZM263 119V118H262ZM82 120H84L85 122L87 121V120H90V122H86L87 124L88 123H90L88 126H86V127H83V128H80L79 127V125H80V122L82 121ZM201 120V119H200ZM200 120H198V121H200ZM234 120V119H233ZM64 123H63V122ZM179 121V122H178ZM197 121V120H196ZM138 122H144V124H142V123H138ZM205 122V121H204ZM209 122V121H208ZM233 122V121H232ZM183 123H184V121H183ZM66 124V125H65ZM141 124H142V126H141ZM94 126L93 128L95 129V130H93V128H92V130L91 129H89L88 127L89 126ZM219 125V126H220ZM221 125V126H222ZM180 126V128H182ZM188 126H190L189 128H188ZM226 127H227V125H225ZM133 127V128H134ZM135 127V128H136ZM202 127V126H201ZM231 127V126H230ZM85 128V129H84ZM91 128V127H90ZM152 128V129H151ZM89 129V130H88ZM159 129V130H158ZM183 129V128H182ZM202 129V128H201ZM205 129V128H204ZM203 129V130H204ZM207 129V128H206ZM224 129V128H223ZM259 129V128H258ZM260 129H262V128H260ZM259 129V130H260ZM97 130V131H96ZM231 130V129H230ZM228 131V130H227ZM261 131V130H260ZM21 132V131H20ZM137 132V133H136ZM201 132V133H200ZM229 132V131H228ZM252 132V131H251ZM256 132H257V130H256ZM225 133H226V131H225ZM242 133V132H241ZM144 134V133H143ZM228 134V133H227ZM234 134V133H233ZM252 134V133H251ZM249 135V132H248V134H246L247 135V138H244L245 140H244V143L246 144L245 145V147L247 148V147H249L250 145H252V144H259L258 142H257V140L256 139H258V138H255V137H257V136H259V134L257 135H255L254 136V134H252V135ZM60 135V134H59ZM135 135V136H134ZM242 135V134H241ZM260 135H263V134H260ZM61 136V135H60ZM60 136H58V134H56V133H54V134H52V135H48L47 136V139L45 138L44 140L45 141H43V142H41V143H39L38 142V144L35 146L34 144H36V142L34 141V144H33V148H34V152H33V150L31 151V150H29V151H27L26 153H27V155L28 156H26V157H28V158H30L31 159V157H29L30 155L28 154V152H33L34 154L33 155H31L33 158L32 159H34L35 160V158L37 157L38 158V153H45L44 151H49L48 153H49V157L52 155V157H55L54 159H56V160H58V162H57V165H55V166H57V167H60L61 169L64 167L65 169H67L68 168V170L70 169V171H72V169L74 168V167H77L79 164L80 165H82L83 163L82 162H84L85 160H83V159H81L82 160V162L81 163H79L78 165L77 164H75V162H77V161H75V160H77L78 158L76 157L77 155H79L80 153H82L80 156L83 158L84 156H83V154H85V153H87V146H86V144L84 145V148H85V146L87 147V148H85V150H87V151H85V152H83V144L82 145H80L82 148H80L79 147V145L77 146V147H75V146H73V145H71V144H67V141H65L66 140V138H64V137H60ZM155 136V137H154ZM222 136H223V134H222ZM225 136V135H224ZM228 136V135H227ZM245 136V135H244ZM71 137H73V136H71ZM134 137V138H133ZM229 137V136H228ZM242 137V139H243V136H241ZM23 133H17V132H14V133H12V132H10L9 134L8 133H4V134H1L0 135V141H5V143L7 142V146H9V147H15L14 149H15V151L13 152L14 154V156L16 157V155H18V154H16V150H17V152L19 153V154H21V157H23V158H25L24 157V155H26V153H24L22 150L24 149V147H25V145L23 146ZM65 140H64V139ZM152 138V139H151ZM218 138V139H217ZM260 138V140H261V142H262V144H263V138H262V136L261 137H259ZM71 139V138H70ZM253 139V140H252ZM137 140H138V138H137ZM263 140V141H262ZM70 141V140H69ZM121 141V140H120ZM119 141V142H120ZM126 141H128V140H126ZM125 140L124 141H122V144L124 143V142H126ZM162 141V140H161ZM28 142V141H27ZM25 143L27 146H28V143L30 142V139H29V142L28 143ZM130 142V141H129ZM188 142V141H187ZM225 142V143H224ZM121 143V142H120ZM132 143V142H131ZM174 143V144H175ZM179 143V142H178ZM32 144V143H31ZM125 144V143H124ZM130 144V143H129ZM168 144V145H167ZM261 144V143H260ZM29 145H30V143H29ZM179 145V144H178ZM253 145V146H254ZM31 146V145H30ZM35 146V147H34ZM92 146V147H91ZM229 145H227V147H228ZM32 147V146H31ZM127 147H128V145H127ZM135 147V146H134ZM167 147V148H166ZM173 147V146H172ZM230 147V146H229ZM232 147V146H231ZM251 147V146H250ZM263 147V148H262ZM4 148V147H3ZM2 148V150H4ZM6 148V147H5ZM26 149H27V147H25ZM29 148V147H28ZM51 148V149H50ZM173 148H177V146L176 147H173ZM173 148H172V150H173ZM254 148V147H253ZM253 148H251V149H253ZM256 148H258V147H256ZM32 149V148H31ZM141 149H143V148H141ZM178 149V148H177ZM229 149V148H228ZM231 149V148H230ZM229 149V150H230ZM233 149V148H232ZM244 149V148H243ZM261 149H264V146H261V145H259V152L261 151ZM9 150V149H8ZM169 150H171V149H169ZM169 150H166V152H168ZM197 150L199 151L198 152V154H197ZM254 150V149H253ZM13 151V150H12ZM11 151V149H10V152H12ZM20 151H22L21 153H20ZM65 151H67V152H65ZM75 151V153L77 154H74L75 155V157L77 158V159H73V157H72V162L69 160L71 157H70V154H69V159H67L66 157H68V155H67V153H70V152H74ZM91 151V150H90ZM143 151V150H142ZM178 151V150H177ZM178 151V152H179ZM244 151V150H243ZM255 151V150H254ZM264 151V150H263ZM8 152V151H7ZM89 152V151H88ZM93 151H91V153H92ZM97 152V153H98ZM157 152V153H158ZM162 152V151H161ZM177 152V153H178ZM256 152H258V150L256 151ZM1 153V152H0ZM42 153L40 154L41 156H42ZM47 152H46V156H47V154H48ZM96 153V154H97ZM99 153H98V155H99ZM164 153V152H163ZM169 153V152H168ZM171 153V152H170ZM223 153V154H222ZM245 153V152H244ZM12 154V153H11ZM30 154H32V153H30ZM51 154V155H50ZM89 154V153H88ZM94 154V153H93ZM161 154V153H160ZM166 154V153H165ZM260 154H262V153H260ZM39 155V156H40ZM44 155V154H43ZM67 155V156H66ZM98 155H95L96 157H99ZM101 155V154H100ZM156 155H159V154H156ZM241 155V154H240ZM250 155V154H249ZM255 155H257V154H255ZM263 155V154H262ZM1 156V155H0ZM14 156H12V157H14ZM71 156H73L72 155V153H71ZM87 156V155H86ZM101 156H103V155H101ZM103 156V157H104ZM114 156V157H115ZM170 156V155H169ZM231 156V155H230ZM252 156H254V154L252 155ZM258 156V155H257ZM260 156V155H259ZM11 157V156H10ZM9 157V158H10ZM14 157V158H15ZM18 158L20 157L19 155L17 156ZM16 157V158H17ZM45 157V156H44ZM48 157V156H47ZM74 157V158H75ZM90 158L88 159V157H87V162H88V160H90L91 158H92V156H89ZM111 157H112V155H111ZM156 157V156H155ZM161 157V156H160ZM225 157V156H224ZM237 157V156H236ZM262 157V156H261ZM1 158V157H0ZM6 158V157H5ZM9 158H7V159H9ZM23 158H21L22 160H23ZM36 158V159H37ZM105 158V159H106ZM113 158V157H112ZM162 158V157H161ZM226 158V157H225ZM224 158V159H225ZM229 158V156L227 157V159ZM4 159V158H3ZM21 159H20V161H21ZM27 159V158H26ZM86 159V158H85ZM96 159V158H95ZM95 159H92L93 160V163H94V160ZM97 159H99V158H97ZM113 159H115V158H113ZM164 159V158H163ZM221 159V158H220ZM223 159V158H222ZM222 159H221V162H223L222 164L221 163H219V164H221V165H219L218 163V165H217V169H218V171L220 172V173H224V172H222V171H227V170H229L233 165L232 164H230V160L229 161H227V159H226V161H222ZM231 159V158H230ZM252 159V158H251ZM255 159H256V157H255ZM254 159V160H255ZM260 158H258L257 159V161L259 160ZM263 159H264V157H263ZM29 160V159H28ZM33 160V161H34ZM38 160V159H37ZM37 160L35 161V162H37ZM43 160V159H42ZM48 160V159H47ZM55 160V161H56ZM73 160H74V163H73ZM79 160V159H78ZM81 160H79V162L81 161ZM100 160V159H99ZM99 160L97 161L98 163H99ZM102 160H103V158H102ZM101 160V161H102ZM139 160H141V162L142 163H140V162H138ZM144 160H146V161H144ZM7 161V160H6ZM9 161H11V160H9ZM8 161V162H9ZM14 162H15V159L13 160ZM24 161V160H23ZM22 161V162H23ZM27 161V160H26ZM26 161H24V164H21L23 167H25L26 166ZM52 161V160H51ZM54 161V160H53ZM100 161V162H101ZM109 161H107V160H105V161H103L105 164L104 165H106L107 163H109ZM164 161V160H163ZM162 161V162H163ZM240 161H242V159L240 160ZM248 161V160H247ZM252 161V160H251ZM256 161V162H257ZM259 161H261V159L259 160ZM4 162H5V160H4ZM8 162H6L5 164L3 163V162H0V164L2 165V164H4V165H6L5 167H4V169L6 168V169H8V166L10 165V163H12V162H10L9 163V165H7L8 164ZM22 162H19L18 164L20 165V163H22ZM28 162L29 161H27V164H28ZM41 162V161H40ZM44 162L46 163V161L44 160ZM44 162H42L44 165H45V163ZM92 162V161H91ZM113 162V163H112ZM161 162V163H162ZM212 162V163H211ZM243 162V161H242ZM255 162V161H254ZM32 163V162H31ZM52 163V162H51ZM78 163V162H77ZM88 163H90V162H88ZM88 163H86V162H84V165L82 166V168L83 167H85V165L86 164H88ZM92 163V164H93ZM95 163H96V161H95ZM208 163H210L211 165L213 164V166L211 167V165L209 166H206ZM237 163V162H236ZM247 163V162H246ZM14 163H12L11 165H13ZM15 164H16V162H15ZM18 164H16V167L15 168H17V166H19ZM37 164V163H36ZM40 164V163H39ZM39 164H37V165H39ZM43 164L42 165H40L39 167H42L43 166ZM188 164H191L190 166H191V168L189 169V170H187V171H185V167L188 165ZM245 164V163H244ZM251 164V163H250ZM249 164V165H250ZM257 164V163H256ZM20 165V166H21ZM25 165V166H24ZM29 165V164H28ZM33 165V164H32ZM37 165H34V167H35V169H37V168H39V167H37ZM47 165V164H46ZM79 165V166H80ZM99 166H100V163L98 164ZM102 165H103V163H102ZM110 165V164H109ZM109 165L107 166V168L109 167ZM110 165V166H111ZM235 165H238V164H235ZM246 165V164H245ZM252 165V164H251ZM19 166V168H22L23 169V167L21 166L20 167ZM48 167H49V165H47ZM51 166V168H52V164L50 165ZM89 166H90V164H89ZM243 166V165H242ZM14 167V166H13ZM13 167L11 168V166H10V170L11 171H13L12 169H13ZM29 167V166H28ZM27 167V168H28ZM48 167H46V168H48ZM216 167V166H215ZM247 167V166H246ZM249 167V166H248ZM254 166H251L250 168H253ZM256 167V166H255ZM14 168V169H15ZM26 168V167H25ZM33 168V167H32ZM62 169V170H65V169ZM81 168V167H80ZM80 168H78L77 167V170L79 171H81V170H83V169H85V168H83V169H80ZM187 168V167H186ZM214 168V167H213ZM233 168V167H232ZM231 168V169H232ZM238 168H240V167H238ZM242 168V167H241ZM1 169V168H0ZM18 169V168H17ZM17 169H16V171H17ZM44 169V168H43ZM42 169V170H43ZM57 169V168H56ZM76 169V168H75ZM88 169V168H87ZM216 169V170H217ZM243 169V168H242ZM242 169H237L235 172H232V173H229L228 175H227V177L230 179H232V181L234 180V181H238L239 182V180L242 182V181H245L244 182V184L246 183L247 185H244L243 187H240V193H237L238 191H237V187H235L236 185V183L234 184L233 183V185H235L234 186V190H236V192H234L235 194H237L239 197H241V202H242V204H241V202L240 203H237V204H240L238 207H234L235 209H236V211L238 212V214L240 215V217H241V219H239V217H237V221H236V223H239L240 225L241 224H243V221H245L244 219L245 218H242V217H245L246 216V218H248V216L250 215V214H252L251 213V211H248V209L249 208H247V207H249L250 205H255L257 208L258 207H260L261 208V210H263L264 209V191H262V189H260V186L262 187V186H264V184H262V182L264 181V180H262V182H260L261 184H259L258 183V181L259 180H257V179H253V177H248V179H250V180H248L247 181V178L245 177L246 175H248L249 176V169L246 171V168H244L245 169V171L244 170H242ZM254 169V168H253ZM10 170H8V171H10ZM25 170V169H24ZM27 170V169H26ZM31 170V169H30ZM34 170V169H33ZM40 171H41V168L39 169ZM60 170V169H59ZM117 170H115V171H117ZM215 170V169H214ZM252 170V169H251ZM1 171V170H0ZM5 171V170H4ZM7 171V170H6ZM5 171V172H6ZM10 171V172H11ZM21 171H23V170H21ZM21 171H20V173H19V178H21ZM37 170H34V171H30L29 172V174H31V172L34 174V172L36 173V174H34V175H31V178H32V181L33 182H36V183H38L39 181L38 180H40L39 178H41V176H42V173H40L41 174V176L39 175V172H36ZM54 170H52V172H53ZM58 171V170H57ZM70 171H68V174H70L71 172ZM74 171H76V170H74ZM85 171H87V170H85ZM217 171V172H218ZM253 171V170H252ZM18 172H19V170H18ZM28 172V171H27ZM43 172V171H42ZM55 172V171H54ZM67 172V171H66ZM70 172V173H69ZM77 172V171H76ZM112 172V171H111ZM133 172V173H132ZM214 172V171H213ZM213 172H211V173H213ZM1 173H4V172H1ZM7 173V172H6ZM16 173V172H15ZM25 173V172H24ZM59 173V172H58ZM61 173V172H60ZM73 173V172H72ZM70 174V175H74V173L73 174ZM78 173V172H77ZM77 173H75V174H77ZM81 173V172H80ZM102 173V172H101ZM130 173L132 174L131 176H133V177H131L130 178ZM180 173H182V174H180ZM210 173V174H211ZM227 173V172H226ZM7 174H9V173H7ZM13 175H17V174H14V173H12ZM12 174L10 173L9 174V176H12ZM21 174V175H20ZM29 174H28V176H29ZM53 174V173H52ZM89 174V173H88ZM88 174H86V175H88ZM117 174V173H116ZM176 174H178V175H176ZM186 176V178H184V175ZM219 174V173H218ZM220 175V176H218L219 178L220 177H223V175H225V174H223V175ZM252 173H250V175H251ZM5 175V174H4ZM83 175V174H82ZM120 175V174H119ZM121 175V176H122ZM264 175V174H263ZM0 176H3V174L2 175H0ZM27 176V177H28ZM77 176V175H76ZM75 176V177H76ZM198 176H196V177H198ZM252 176V175H251ZM5 177H6V175H5ZM73 178H74V176H72ZM71 177V178H72ZM78 177H79V175H78ZM83 177H84V175H83ZM85 177H87V176H85ZM193 177V176H192ZM210 177V176H209ZM212 177V176H211ZM261 177V176H260ZM8 178H10V177H8V175H7V177H6V179L8 180ZM14 178V177H13ZM23 178H24V175H23V177L21 178V179H19L20 181H21V186H22V180H23ZM30 178V177H29ZM73 178H72V180H73ZM191 178V176L189 177V181L188 180H186L185 182L187 183V182H189L190 183V179ZM224 178V177H223ZM228 178H226L227 179V182H229V179ZM252 178V179H251ZM1 179H2V177H1ZM0 179V180H1ZM15 179H17V177H15ZM15 179H12V181L13 180H15ZM75 179V178H74ZM78 179V178H77ZM87 179V178H86ZM109 179H110V177H109ZM136 179V178H135ZM134 179V180H135ZM149 180H150V178H148ZM218 179V178H217ZM216 179V180H217ZM226 179H224V180H226ZM258 179H260V178H258ZM3 180L4 179H2V184H3ZM11 180V179H10ZM10 180L9 181H6L9 185H10ZM26 180V179H25ZM89 180V179H88ZM133 180V181H134ZM137 180V179H136ZM147 180V179H146ZM202 180H204V179H202ZM201 180V181H202ZM210 180V179H209ZM223 180V179H222ZM221 180V181H222ZM222 181V182H225L226 183V181ZM11 181V187H12V185H13V182L15 183V185L18 183V182H15V181H13L12 182ZM18 181V180H17ZM24 181V180H23ZM28 182L30 181L29 179L27 180ZM27 181H24V182H26L27 183ZM32 181H30L31 182V184H32ZM75 181V180H74ZM76 181H78V180H76ZM75 181V182H76ZM80 181V180H79ZM91 181V180H90ZM103 181H104V179H103ZM106 181H108V180H106ZM124 181V180H123ZM199 181V180H198ZM219 181V180H218ZM204 182V181H203ZM205 182H206V180H205ZM208 182V181H207ZM206 182V183H207ZM7 183H5V184H7ZM36 183H33V184H35L36 185ZM71 183V182H70ZM79 183V182H78ZM82 183L83 182H80V184H81V186H82ZM88 183V182H87ZM86 183V184H87ZM126 183V182H125ZM130 182H128V184H129ZM145 183V184H146ZM150 183V182H149ZM185 183V184H186ZM218 183H220V182H218ZM230 183V182H229ZM229 183H227V184H229ZM264 183V182H263ZM194 184V183H193ZM203 184V183H202ZM216 184H217V182H216ZM223 184V183H222ZM227 184H225V187H223L222 185L220 186L222 189H225L228 185ZM1 185V184H0ZM20 185V184H19ZM29 185V184H28ZM28 185H26V186H28ZM78 185V184H77ZM76 185V186H77ZM85 185V183H83V186ZM127 185V184H126ZM130 185V184H129ZM134 185V184H133ZM138 185V184H137ZM136 185V186H137ZM144 185V184H143ZM142 184H140V187L139 186H137V187H139L140 189H141V187L143 186ZM146 185V186H147ZM181 185V184H180ZM196 185V184H195ZM201 185V184H200ZM199 185V186H200ZM207 185V184H206ZM224 185V184H223ZM229 185H231V183L229 184ZM238 185H240V184H237V186ZM242 185V184H241ZM240 185V186H241ZM9 186V187H10ZM23 186H25V183H24V185ZM22 186V187H23ZM82 186V187H83ZM86 186H88L87 188L89 189L90 187V185H86ZM85 186V187H86ZM135 186V185H134ZM183 186V185H182ZM191 186V185H190ZM208 186V185H207ZM212 186V185H211ZM210 186V187H211ZM3 187V186H2ZM8 188L7 186L5 187L4 186V189L2 190V192H1V194H0V201L1 200H3V202L0 204V205H4V207H6V208H10V210L11 209H13L14 208V210L16 209V210H18V209H21V212H23V215L25 214V216H23L22 218H20V219H18L17 221V225H26L28 222H33V220L32 219H34V217L36 218L39 214L41 215H43L44 213H45V215H46V217H47V215L50 213V211L49 210H47V208H50L51 210L53 209H55L54 208V206L57 204V203H60V201L62 202H64V204L67 202L66 201V199L68 200V203H69V200H70V202H71V205L68 207V206H64L63 204H59V206L60 207H57L58 208V210H56V211H54V212H56L57 214H58V216L56 215L55 217V219H58V218H62L63 217V221L61 220L60 222H58L59 221V219H58V223H59V226H58V229H56L57 230V234L55 233V231L53 230V228H54V226L56 225V224H58L57 222H56V224L54 225V224H52L53 222H55L56 220L54 219H51V220H53V222L52 221H50L51 223V225H49V223H46L47 225H42L41 224V226H40V224H37L38 222L40 223V222H43V224H45L44 223V220L45 219H49V217H45V219L44 218H42V219H44V220H42L41 218V221H38L37 223H32V224H34V225H30V228H28L25 232H15L16 233V235L15 234H12L11 236H9V239H6V240H1L0 239V250H10L12 247L14 248V246H16V245H19V246H26L27 245V243L26 242H28L29 241V243H31L30 242V240L29 239H27V238H41V239H38L39 240V244H38V246L36 247L35 246V251L32 253V254H28V255H22V257H21V259L20 260H18V261H16L14 264H43V263H45L46 262V260H45V258H48V256H50V257H52L53 258V261L52 262H54V263H58V264H120L121 262H120V260H119V257L121 258H123V256H120V254H122L123 252V250L125 251H129L128 252V254L127 255H125V256H127L126 257V259H128V260H132V262L134 261H140V263L142 262L143 264H151V262L153 261L152 259V257H153V255H152V253H151V251L153 250H156V249H167V250H169L170 251V255H173L171 252L172 251H174L175 250V248H177V249H179V248H184V246H183V244L181 243V238H182V240L185 238V240H186V238H187V240L189 239V240H192L193 241V239L195 238L194 237V235H196V234H194V231H195V229L193 230V229H191V230H193V233L190 231V230H188L189 228L188 227H190V225L192 226V224H194V223H198V222H200L202 219H205V217L207 216V215H209V214H207V208H202L203 206H199V205H197V204H195L196 202H192V201H190V202H188V201H185L184 203H186V202H188L187 203V205L186 206H188V209H190L189 211H183V212H179V213H174V210H172L170 207H168V205H164V206H162L161 207V213L163 212V213H165V214H168L169 213V216H170V213H174L173 214V216H174V218H172V220H170V223H166L165 224V221H164V225H162V226H164V227H167L168 229H169V232L171 231L172 233L173 232H175V235H177V237H179L180 239H179V241H175V242H173V244H171V242H169V243H164V239L162 240L163 241V243H162V241H156L155 243H153V246L152 247H154L155 249H152L151 247V251H148V249H149V247L146 245V242H148V241H139L138 243H136V241H135V243L132 241L131 242V240H125L124 238L129 234H127V232H128V230L127 229H117V227L119 228L120 226H125V225H123V223L125 222L126 223V221H124L123 220V218L121 217L120 218V213H122L123 212V214L125 213L124 211H126V209L128 208V206L129 205H131L132 203H130L131 201H132V199H135V200H137L139 197H140V193L142 194V192L143 191H140V189H139V191L138 190H136L135 188H133V186L130 188V189H128V187H126V186H124V184H123V182L122 181H120V179L118 180V179H110L107 183L105 182V184L103 183V185H98V183L96 182V183H94L93 184V186L91 187V188H94L95 187V191H94V189H93V192L94 193H92V190H91V193L93 194V195H87L88 197L90 196H92L93 198H92V200H87V198L88 197H86V193H87V189H85L84 191H86V193L84 192V196H82V194H75L74 192L72 193V194H70L69 196H63L62 197V199H61V197L59 196V192L57 191L58 190V188H60V187H56V185H52L51 184V186H50V188H49V193L47 194L48 195V201L47 200H45L44 202H46L47 204L46 205H43V206H45V207H43V208H41L42 209V212H40V208H37L36 206H38L39 207V205H40V203H39V205H37L38 203H37V200H36V206L35 205H33V204H31L30 202H31V200H33L32 198H31V200H28V197L30 198V194L27 196V199L26 198H24L23 199V196L25 195L26 196V194H28L29 193V191H28V193L26 192L27 190H30V189H25V187H24V189L26 190H24L25 192H26V194H24L22 191V193L24 194L23 196H21L19 193H21V192H19L21 189H23V188H21V187H19L18 186V188H21L20 190L19 189H17V190H19L18 191V193L16 192V189L14 190V188L12 189V188ZM79 187V186H78ZM82 187H81V189H82ZM84 187V188H85ZM155 188L154 189V191L152 192V189L153 188ZM192 187V186H191ZM191 187H189V188H191ZM196 187V186H195ZM201 187H203V186H201ZM209 187V188H210ZM214 187V186H213ZM229 187V186H228ZM231 188H233V186L231 185L230 186ZM229 187V188H230ZM239 187V186H238ZM17 188V187H16ZM29 188V187H28ZM33 188V187H32ZM36 188H37V186H36ZM36 188H34V189H36ZM40 188V187H39ZM47 188V187H46ZM45 188V189H46ZM80 188V187H79ZM78 188V189H79ZM184 188V187H183ZM193 188V187H192ZM203 188H205V187H203ZM231 188L229 189V190H231ZM237 188V189H236ZM263 188V187H262ZM0 189H1V186H0ZM41 189V188H40ZM72 189V188H71ZM194 189V188H193ZM201 189V188H200ZM215 189V188H214ZM48 190V189H47ZM68 190V189H67ZM135 190V191H134ZM187 190V189H186ZM191 190V189H190ZM196 190H197V188H196ZM207 190V189H206ZM209 190V189H208ZM221 190V189H220ZM219 190V187H216V192L217 191H219V192H221ZM226 190V189H225ZM225 190H223L224 192H225ZM228 190V189H227ZM227 190H226V193H224L225 195L227 194ZM228 190V194H229V191ZM233 189H232V191H234ZM77 191V190H76ZM80 191V190H79ZM82 191V190H81ZM88 191H90V189L88 190ZM185 191V190H184ZM203 191V190H202ZM205 191V190H204ZM215 191V190H214ZM67 192V191H66ZM78 192V191H77ZM194 192V191H193ZM199 192V191H198ZM197 192V193H198ZM210 192H212V191H210ZM21 193V194H22ZM63 193V192H62ZM68 194H69V192H67ZM90 193V192H89ZM213 193H215V192H213ZM20 196H19V195ZM34 194V193H33ZM185 194V193H184ZM186 194H188V193H186ZM185 194V195H186ZM196 194V193H195ZM203 194V193H202ZM227 194V196H228V198H227V200L229 201V200H231L229 197H232V196H229ZM230 194H233L232 192L230 193ZM235 194H233L234 196H235ZM241 196H240V195ZM44 195V194H43ZM190 195V194H189ZM193 195V194H192ZM201 195V194H200ZM206 195V194H205ZM216 195V194H215ZM218 195H220V193L218 194ZM222 195V194H221ZM224 195V196H225ZM41 196H42V194H41ZM79 196H82V197H79ZM139 196V197H138ZM145 196V195H144ZM204 196V195H203ZM213 196V195H212ZM224 196H222V198L224 197ZM33 197H35V195L33 196ZM46 197V196H45ZM89 197V198H90ZM190 197V196H189ZM214 197V196H213ZM226 197V196H225ZM236 197V196H235ZM238 197V198H239ZM147 198V197H146ZM167 197H165V199H166ZM181 198H182V196H181ZM191 198V197H190ZM195 198V197H194ZM237 198V197H236ZM41 199H43V198H41ZM61 199V200H60ZM91 199V198H90ZM158 199V198H157ZM192 199V198H191ZM201 199V198H200ZM224 199V198H223ZM232 199H234L233 197H232ZM126 200H128V202H126ZM140 200V199H139ZM159 200V199H158ZM192 200H194V199H192ZM225 200V199H224ZM13 201V203H14V205H15V207L13 206V203H11ZM19 202V203H17V202ZM40 201H42V200H40ZM58 201V202H57ZM89 201V202H88ZM149 201V200H148ZM152 201V200H151ZM154 201V200H153ZM180 201V200H179ZM235 201V200H234ZM62 202V203H63ZM156 202V201H155ZM161 202V201H160ZM169 202V201H168ZM174 202V201H173ZM199 202V201H198ZM201 202V201H200ZM226 202V201H225ZM236 202H238L237 200H236ZM235 202V203H236ZM23 204V207L21 208V206L19 205V204ZM136 203H138V202H136ZM136 203H134L135 205H138V204H136ZM219 203H221V202H219ZM218 203V204H219ZM230 203V202H229ZM235 203H231V204H235ZM24 204H27V205H24ZM29 204V205H28ZM73 204V205H72ZM134 204H133V206H134ZM158 204H159V202H158ZM172 204V203H171ZM170 204V205H171ZM202 204V203H201ZM205 204V203H204ZM223 204V203H222ZM244 204V205H243ZM17 205H19V206H17ZM63 205V206H62ZM68 205V204H67ZM140 205V204H139ZM144 205V204H143ZM220 205V204H219ZM249 205V206H248ZM17 206V207H16ZM149 206V205H148ZM148 206H146V207H148ZM160 206V205H159ZM172 206V205H171ZM185 206V205H184ZM214 207H215V205H213ZM218 206V205H217ZM216 206V207H217ZM226 206H228L227 204H226ZM235 206V205H234ZM0 207H2V206H0ZM19 207V208H18ZM68 207V208H67ZM88 207L89 208H91V209H93V210H90V209H88ZM152 207V206H151ZM154 207V206H153ZM214 207L212 208L213 210H214ZM223 207H224V210H225V208H227V207H225V204L224 205H222V207L220 208V210L221 211H223ZM228 207H230V206H228ZM253 207V206H252ZM256 207H254L253 209H251V210H256L257 208ZM6 208H3V209H6ZM144 208V207H143ZM187 208V207H186ZM232 208V207H231ZM2 209V208H1ZM146 209V208H145ZM154 209V208H153ZM194 209H196V211L197 212H191V211H193ZM210 209V208H209ZM219 209V208H218ZM235 209H233L234 210V212H235ZM6 210H8V209H6ZM10 210H8V211H10ZM14 210L12 211V212H14ZM15 210V211H16ZM227 210H228V208H227ZM250 210V209H249ZM258 210H260L259 208H258ZM258 210L256 211V213L258 212ZM19 211V210H18ZM37 211H39L37 214V216H34L33 218L31 217V219H29V216H31L32 214H34V213H36ZM49 211V212H48ZM133 211V210H132ZM215 211H216V209H215ZM219 211V210H218ZM217 211V212H218ZM229 211V210H228ZM5 213L4 212V210H0V225H3L4 226V224H6V222H7V215L8 214H6V215H4L3 213ZM53 212V213H54ZM128 212V211H127ZM126 212V213H127ZM148 212V211H147ZM151 212V211H150ZM211 212V211H210ZM214 212V211H213ZM226 212V211H225ZM264 212V211H263ZM53 213H52V215H53ZM157 213V212H156ZM160 213V214H161ZM212 213V212H211ZM215 213V212H214ZM214 213H212L213 215H214ZM229 213V212H228ZM227 213V214H228ZM253 213H255L254 211H253ZM256 213H255V215H256ZM260 213V212H259ZM9 214H10V212H9ZM16 214V213H15ZM151 214V216H153L152 215V212L150 213ZM164 214V215H165ZM207 214V215H206ZM232 215L233 214H237V213H231ZM36 215V214H35ZM40 215L37 217V218H39L40 217ZM44 215V216H45ZM51 215V216H52ZM105 216L104 218H105V220H107V221H105L106 223H105V225H101L100 227H98L95 223L97 222V219H98V217L99 216ZM126 215V214H125ZM155 215V214H154ZM211 215V214H210ZM212 215V216H213ZM217 215V214H216ZM216 215H215V217H216ZM225 215V214H224ZM229 215V214H228ZM263 215V214H262ZM11 216V215H10ZM22 216V215H21ZM43 216V217H44ZM65 216V217H64ZM121 216H122V214H121ZM157 214H156V218H157ZM235 216H237V215H235ZM254 216V215H253ZM258 216V215H257ZM42 217V216H41ZM138 217V216H137ZM250 217V216H249ZM255 217V216H254ZM8 218H10L9 216H8ZM144 218V217H143ZM160 218H162V217H160ZM210 218V217H209ZM227 218V217H226ZM229 218V217H228ZM232 218V217H231ZM234 218H236V217H234ZM261 218V217H260ZM264 218V217H263ZM40 219H38V220H40ZM152 219V218H151ZM230 219V218H229ZM126 220V219H125ZM249 220V219H248ZM35 221H36V219H35ZM46 221V220H45ZM162 221V220H161ZM180 221H189L190 222V225L188 226V227H185L184 226V224L183 225H181V226H179V224H181L180 223ZM202 221H204V220H202ZM206 221V220H205ZM204 221V222H205ZM231 221V220H230ZM233 221V220H232ZM231 221V222H232ZM263 221V220H262ZM9 222V221H8ZM133 222V221H132ZM143 222V221H142ZM169 222V221H168ZM188 222V223H189ZM216 222V221H215ZM229 222V221H228ZM246 222V221H245ZM248 222V221H247ZM139 223V222H138ZM150 223H153V222H150ZM208 223H209V221H208ZM235 223V222H234ZM264 223V222H263ZM156 222H155V225L154 226H156ZM159 224V223H158ZM200 224H201V222H200ZM244 224H246V223H244ZM54 225V226H53ZM150 225V224H149ZM187 225V224H186ZM215 225V224H214ZM217 225V224H216ZM247 225V224H246ZM249 225H250V223H249ZM252 225V224H251ZM60 226H61V229H60ZM146 226V225H145ZM144 225L142 226V227H140V225L138 226V227H140V228H137V225L135 224V227L137 228V230H138V232L139 233H144V231H152L151 229L150 230H148V226L147 227H145ZM159 226V225H158ZM202 226H203V224H202ZM212 226H213V222H212ZM255 226V225H254ZM253 226V227H254ZM256 226H258V225H256ZM53 227V228H52ZM150 227V226H149ZM214 227V226H213ZM217 227H219V225H217ZM237 227V226H236ZM245 227V226H244ZM252 227V228H253ZM261 227H263V226H261ZM258 228L257 227V229L255 230V228L253 229V231H252V229L250 228V231H248V229L246 230V231H248V232H251V233H249L250 235H247V236H244L245 238H243L244 239V241H242L239 237H237L238 238V241H237V245L239 246V244H242L243 246L242 247H240V249L239 248H237V249H239V250H243L244 249V242H246V243H248V244H246V245H249V246H251L252 248V250H251V252L252 251H254L255 252V250H257V248L259 249V250H261V252L260 253H262V255H256V253H255V255L256 256H254L253 254H249V255H253V256H250L246 261L243 259V261H245L244 263L245 264H264V259H261V258H264V230L262 229V228ZM0 228H1V226H0ZM115 228L117 229V231L115 230ZM121 228V227H120ZM151 228V227H150ZM188 228V229H187ZM197 228H201V227H197ZM196 228V229H197ZM215 228V227H214ZM245 228H247V227H245ZM60 229V230H59ZM131 229V228H130ZM159 229H160V227H159ZM216 229V228H215ZM218 229V228H217ZM238 229V228H237ZM239 229H241V228H239ZM155 230V229H154ZM167 230V229H166ZM201 230H202V228H201ZM200 230V231H201ZM53 231V232H52ZM65 231L67 232V231H69V232H67L68 233V235H66L65 234ZM77 231H79V232H77ZM202 231H204V230H202ZM205 231L207 232V230L205 229ZM209 231V230H208ZM211 231H212V229H211ZM218 231V230H217ZM217 231H215L216 233H217ZM220 231V230H219ZM93 233V232H95V235H92L93 237H95L96 239H94V240H92L91 238L92 237H90L89 235H90V233ZM126 232V233H125ZM165 232V231H164ZM170 232V233H171ZM189 232V233H188ZM240 232V231H239ZM5 233V232H4ZM83 234V235H76V234ZM91 233V234H92ZM152 233V232H151ZM153 233H154V231H153ZM158 233V232H157ZM168 233V232H167ZM195 233H197L196 231H195ZM199 233V232H198ZM238 233V232H237ZM56 234V235H55ZM127 234V235H126ZM165 234V233H164ZM200 234H201V232H200ZM199 234V235H200ZM211 234V233H210ZM222 234V233H221ZM225 234V233H224ZM223 234V236H225V237H227L226 235H224ZM231 234H234V233H231ZM230 234V235H231ZM74 235H76V236H74ZM142 235V234H141ZM169 235V234H168ZM174 235V236H175ZM198 235V234H197ZM202 235V234H201ZM208 235V234H207ZM229 235V236H230ZM239 235V234H238ZM61 236H63L65 239L66 238H68V240H64L65 242H67V241H69L70 240V238H72V240H70L69 242H70V244H71V248H69V251L67 250V251H62L61 249L58 251L56 248H53V246L51 245L52 243H54V240H55V242L59 239V238H61V240H62V238L63 237H61ZM111 236V237H110ZM112 236H116V237H112ZM143 236V235H142ZM173 236V235H172ZM220 236V235H219ZM233 236V235H232ZM2 237V236H1ZM5 237V236H4ZM108 237L110 238L109 240L111 241H108ZM184 237V238H183ZM198 237V236H197ZM196 237V238H197ZM225 237H223V239H225ZM231 237V236H230ZM6 238H8V237H6ZM31 238V239H32ZM111 238L113 239V238H115L116 240H111ZM167 238V237H166ZM171 238V237H170ZM174 239H175V237H173ZM195 238V239H196ZM140 239H142V237L140 238ZM143 239H145V238H143ZM148 239V238H147ZM150 239V238H149ZM194 239V240H195ZM220 239H221V237H220ZM233 239V238H232ZM231 239V240H232ZM28 240V241H27ZM35 240H37V239H35ZM159 240V239H158ZM228 241V239L226 238L225 239V241ZM234 240V239H233ZM236 240V239H235ZM32 241V240H31ZM169 241V240H168ZM217 241V240H216ZM222 241V240H221ZM220 241V242H221ZM33 242V241H32ZM61 243H63V241H60ZM69 242L67 243V244H69ZM183 242V241H182ZM194 242V241H193ZM192 242V243H193ZM229 242L230 241H228V244H229ZM235 242V241H234ZM35 243V244H36ZM75 243H76V245H75ZM184 243V242H183ZM222 243H223V241H222ZM225 244L227 243V242H224ZM223 243V244H224ZM239 243V244H238ZM26 244V245H25ZM33 244V243H32ZM70 244H69V246H70ZM113 244V246H115V247H111V245ZM152 244V243H151ZM150 244V245H151ZM171 244V245H170ZM187 244V243H186ZM218 244H220V243H218ZM234 244V243H233ZM149 245V246H150ZM209 245V244H208ZM213 245H215V244H213L212 243V245L210 244L209 246L210 247H205V248H203L204 250H201L200 252H199V254H198V256H197V254L195 255L196 257H197V259L196 260H194V261H191V263L190 264H240V262H242V258H243V256L245 257V255L246 254H242L243 252H238V253H236V254H233L232 252V254H230V253H228L227 251H228V247L226 246L225 248L227 249V251H225L224 249H221L220 247H214ZM222 245V244H221ZM227 245V244H226ZM76 246V247H75ZM148 247V249H147V247ZM191 246V245H190ZM212 246V247H211ZM217 246V245H216ZM225 245H222L221 247H224ZM59 247V246H58ZM189 247V246H188ZM187 246L184 248V251L185 252H193V251H191V250H194V249H192L193 247H189L188 248ZM234 247V246H233ZM20 248V247H19ZM22 248V247H21ZM25 248V247H24ZM29 248V247H28ZM32 247H30L29 249H31ZM187 248V249H186ZM194 248H196V247H194ZM253 248H254V250H253ZM59 249V248H58ZM158 249V250H159ZM246 249H247V247H246ZM245 249V250H246ZM15 250V249H14ZM150 250V249H149ZM179 250H181V249H179ZM178 250V251H179ZM18 251V250H17ZM157 251V250H156ZM166 251V250H165ZM184 251H181V252H184ZM238 251V250H237ZM247 251V250H246ZM258 251V250H257ZM256 251V252H257ZM0 252H3V251H0ZM6 252V251H5ZM5 252H3V253H5ZM27 252V251H26ZM122 252V253H121ZM158 252V251H157ZM168 252V251H167ZM20 253H22V252H20ZM69 253H71L72 254V258H71V256L69 257V255H71V254H69ZM73 253L75 254V256H76V254H77V256H78V258H76L77 260H75V259H73V258H75L74 256H73ZM154 253V252H153ZM178 253V252H177ZM186 253V254H187ZM195 253V252H194ZM193 253V254H194ZM246 253V252H245ZM1 254V253H0ZM100 254H102V255H100ZM166 254V253H165ZM179 254V253H178ZM177 254V255H178ZM189 254V253H188ZM259 254V253H258ZM9 255V254H8ZM48 255V256H47ZM124 255V254H123ZM155 255V254H154ZM158 255H161V254H158ZM21 256V255H20ZM47 256V257H46ZM65 256L66 257H68V258H71V261H70V259H68L67 260V262L65 261ZM98 256H102L101 257V259L103 258V260H99L98 262H92L91 260H93L94 259V257H98ZM162 256H164V255H162ZM161 256V257H162ZM169 256V255H168ZM15 257V256H14ZM19 257V256H18ZM155 257V256H154ZM159 257V256H158ZM157 257V258H158ZM160 257V258H161ZM164 257H166V255L164 256ZM190 257V256H189ZM248 257V256H247ZM12 258V257H11ZM20 258V257H19ZM121 258V259H122ZM167 258V257H166ZM169 258V257H168ZM168 258L165 260L163 257H162V259H160V260H158V259H156V264H175V263H171L170 262V260H168ZM73 259V260H72ZM78 259H80V260H78ZM173 259H174V257H173ZM192 259V258H191ZM51 260V259H50ZM158 260V261H157ZM169 262H168V261ZM171 260H172V258H171ZM89 261V262H88ZM122 261V260H121ZM183 261H185V260H183ZM90 262H92V263H90ZM150 262V263H149ZM155 261H153V263H154ZM51 263V262H50ZM49 263V264H50ZM179 263V262H178ZM177 263V264H178ZM243 262L241 263V264H244ZM128 264V263H127ZM179 264H182V263H179ZM185 264V263H184Z\"/></svg>",
  "mask_w": 264,
  "mask_h": 264
}]
</instances>
